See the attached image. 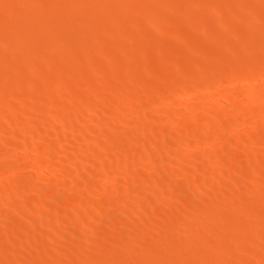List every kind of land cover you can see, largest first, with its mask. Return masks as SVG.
Returning <instances> with one entry per match:
<instances>
[{
  "label": "rangeland",
  "instance_id": "374dc122",
  "mask_svg": "<svg viewBox=\"0 0 264 264\" xmlns=\"http://www.w3.org/2000/svg\"><path fill=\"white\" fill-rule=\"evenodd\" d=\"M16 1V2H15ZM22 1V2H21ZM25 1V2H24ZM37 1V3H36ZM44 1V3H43ZM48 0H0V95H1V98H0V106L3 107L2 109H4V107L6 106V104L9 103V101L12 103L8 104V106H6L7 108H5V112L3 110V116L1 117L0 116V130L2 131H5L4 129L6 128L5 126H7V128H11V124L12 127H15L16 129L20 130L21 131V127L19 125H25V121H26V125H29V122H31L32 125H36L39 126L41 129L46 128V127H50L48 130L51 131H48L47 134H42L41 136H34L32 135H29L24 132L25 134H22V132H19L17 130L14 136L13 132H2L3 133V136L1 135L0 137V164L6 162V159H8V157H15L16 158H21L23 157V159L21 160L23 165H21L22 167L20 168V166L15 170V172H13L12 170H6L5 172H2L0 170V197L3 196V194L6 195L7 191L9 192L7 195L10 194V197L11 199H7L5 201H0V253L2 252V254H0V264H17V257L14 256L16 253H14V249L16 250H20L22 253V256L23 254H26L24 255L25 257H21L22 259L19 261V264H44L43 263V260L41 262L40 260V255L38 256V254H40L42 252V248L43 246H41L40 244L43 243L44 245V248L48 249L52 255V259H51V262L50 264H77V262L79 264H96V262H98L97 264H191L190 262H194V264H264V255H263V252H264V129H257V131H255L254 133V136L253 137H250L247 136V135H241L240 137H233L234 134L240 130L238 128L239 126V123L237 120H232V119H229L227 118L230 114L228 113H236L238 114V111H236L235 109H233L232 107L229 106H219L218 102L216 104V100H211V98H209V94H208V89L210 90V88H208L212 83H216L217 81V84L216 86L220 87V90H225L226 93H228L226 91V89H228L229 91H231L232 87L235 86V84L232 82V79L228 80L229 77L226 79L224 78V76L226 75L227 73V76L232 72L233 74H231V77L232 75L233 76H238L240 78V81L238 79V85H236V90L239 88V89H246L245 87L247 86V84L250 82L251 84L255 83L254 86L260 88L261 91H259V93H261L262 95H264V75H260L258 77V74L257 75H251V74H247L244 72L243 74V70H247V67L248 65L252 64L251 60L252 61H263V62H260V66H262V63L264 64V55H261V53L264 51V40L261 39L262 37V34H263V38H264V29L262 26V28H260V25L264 23V0H118V3H117V0H56L58 2H55V0H50V2H47ZM64 1V2H63ZM151 1V2H150ZM190 1V2H189ZM195 2L193 4V2ZM199 1V2H198ZM213 1V3H212ZM223 1V2H222ZM227 1V2H226ZM234 1V3H233ZM257 1V2H256ZM262 1V3H261ZM15 2V3H14ZM47 4H46V3ZM122 2V3H121ZM147 2V3H146ZM161 2V3H160ZM202 2V3H201ZM204 2V3H203ZM221 2V3H220ZM236 2L238 3L236 6ZM246 2V3H245ZM260 2V4H259ZM5 3V4H4ZM25 3V4H24ZM36 3V4H35ZM54 3V4H52ZM63 3V4H62ZM175 3V4H174ZM185 3V4H184ZM187 3V4H186ZM217 3V4H216ZM233 3V4H231ZM244 3V4H243ZM255 3V4H253ZM18 4V5H17ZM164 4V6H163ZM174 4V5H173ZM224 4V5H223ZM235 4V5H234ZM257 4V5H256ZM23 5V6H22ZM38 5V6H37ZM59 7H58V6ZM88 5V6H87ZM118 5V6H117ZM152 5V6H151ZM158 5V6H156ZM180 5V6H179ZM182 5V6H181ZM184 5H188L187 7H185ZM229 5V7H228ZM19 6V7H18ZM41 6V8H40ZM47 6V7H46ZM56 6V7H55ZM148 6V7H147ZM151 6V7H150ZM226 6V7H225ZM248 6V7H247ZM15 7V8H14ZM38 7V8H36ZM46 7V8H45ZM72 7V8H71ZM108 7V8H107ZM121 7V8H119ZM141 7V8H140ZM147 7V8H146ZM172 7V8H171ZM177 7V8H176ZM190 7V8H189ZM211 7H215L213 9H211ZM222 7V8H221ZM235 7H239L237 8V10L235 9ZM4 8V9H3ZM92 8V9H90ZM99 8V9H98ZM101 8V9H100ZM165 8V9H163ZM184 8H187L186 10ZM227 8V9H226ZM242 8V9H240ZM16 9V10H15ZM41 9V10H40ZM78 9V10H77ZM117 9V10H115ZM222 9V10H221ZM229 9V10H228ZM245 9V10H244ZM250 9H252V12H250ZM257 9V10H256ZM11 10V11H10ZM99 10V11H98ZM148 12V15L147 13L145 12ZM148 10V11H147ZM167 12H166V11ZM170 12H169V11ZM225 10V11H224ZM231 10V11H230ZM240 13H239V11ZM249 10V12H247ZM255 10V12H254ZM4 11V12H3ZM35 11V13H34ZM39 11V12H38ZM69 11V12H68ZM114 11V12H113ZM138 11V12H137ZM184 11V12H183ZM219 11V12H218ZM234 11V12H232ZM238 11V12H236ZM242 11L244 13H242ZM257 11V12H256ZM23 12V13H22ZM30 12V14L28 13ZM80 12V13H78ZM189 12V13H188ZM192 12V13H191ZM202 14H201V13ZM254 12V13H253ZM3 13V14H2ZM17 13V14H16ZM32 13V14H31ZM55 13V14H54ZM62 13V15H60ZM70 13V15H69ZM98 13V14H97ZM160 13V14H159ZM164 16H163V14ZM172 13V15L170 14ZM196 13V14H195ZM210 13V14H209ZM237 13V14H236ZM239 13V14H238ZM250 14H253V16H250ZM21 14V16H19ZM23 14V15H22ZM82 14V15H80ZM100 14V15H99ZM105 14V15H104ZM124 16H123V15ZM169 14V15H168ZM177 14V15H176ZM182 16L183 14V17L180 18V16ZM194 14V15H193ZM198 14V15H197ZM241 14V16H240ZM244 14V15H243ZM11 15V16H10ZM37 15V16H36ZM44 15V17H43ZM47 15V16H46ZM50 15V16H49ZM54 15V17H53ZM161 15V16H160ZM168 15V16H167ZM177 17H176V16ZM188 15V16H186ZM201 15V16H199ZM210 15V16H209ZM234 15V16H232ZM236 15V16H235ZM13 16V18H12ZM33 16V17H32ZM128 16V17H127ZM143 16V17H142ZM148 16H149V21H147L148 19ZM173 16V17H172ZM179 16V18H178ZM189 16H192V17H189ZM195 16V17H193ZM205 16V17H204ZM209 16V18H208ZM232 16V17H231ZM258 16V17H257ZM5 17V18H4ZM53 19H51V18ZM133 17V18H132ZM164 17V19H162ZM186 17V18H184ZM188 17V18H187ZM200 17V19H199ZM212 17V18H211ZM240 17V18H239ZM250 17H253V18H250ZM260 17V18H259ZM46 18V19H44ZM50 18V19H49ZM74 18V19H73ZM107 18V19H106ZM120 18V19H118ZM130 18V19H129ZM138 18V19H137ZM175 18V19H174ZM184 18V19H183ZM235 18V19H234ZM239 18V19H238ZM250 18V19H249ZM5 19V21H4ZM18 19V20H17ZM21 19V21H20ZM31 19V20H30ZM142 19V20H141ZM147 19V20H146ZM192 19V20H191ZM199 19V21H198ZM213 19V21H212ZM259 19V20H258ZM24 20V22H23ZM50 20V21H49ZM91 20V21H90ZM97 20V21H96ZM170 20V21H169ZM173 20V21H172ZM187 20V22H185ZM217 20V21H216ZM235 20V21H233ZM248 21L249 24L246 25V23L244 21ZM249 20L253 21V22H256L258 23V26L255 27V24L256 23H252L251 21L249 22ZM14 21H15V24H14ZM77 21V22H76ZM162 21V22H161ZM178 21V22H177ZM192 21V22H191ZM201 21V23H200ZM202 21H205L206 24H202L203 22ZM210 21V22H209ZM214 21H216V25H218L217 27H215L216 25H214ZM238 23H241L243 24V27L241 24L237 25V22ZM124 22V23H123ZM133 22V23H132ZM195 22V23H194ZM219 22H221L219 24ZM235 22H236V25H235ZM262 22V23H261ZM35 23V24H34ZM50 23V24H49ZM141 23V24H140ZM151 23V24H150ZM159 23V24H158ZM169 23V24H168ZM173 23V24H172ZM182 23H185V27H184V24ZM193 23H194V26L193 27ZM196 23H199L198 27L196 26ZM218 23V24H217ZM251 23V24H250ZM10 24V25H9ZM22 24V25H21ZM119 24V26H118ZM140 24V26H139ZM173 26H172V25ZM178 24V25H177ZM186 24L187 27L186 28ZM202 24V25H201ZM223 24V26H222ZM231 24V25H230ZM254 24L251 28V25ZM39 25V26H38ZM98 25V26H97ZM135 25V26H134ZM146 25V26H145ZM153 25V26H152ZM180 25V26H179ZM201 25V26H200ZM209 25V26H208ZM245 25V26H244ZM37 26V27H36ZM103 26V27H101ZM161 26V28L159 27ZM168 26L172 27V29H170V27L168 28ZM221 26V27H220ZM225 26V27H224ZM230 26V27H229ZM241 26V27H239ZM250 26V27H249ZM3 27V28H2ZM7 27V29H6ZM33 27V28H32ZM41 27V28H40ZM79 27V28H78ZM159 27V28H157ZM167 27V28H166ZM176 27V28H175ZM193 27V28H191ZM197 27V28H196ZM220 27V28H219ZM227 27V28H226ZM251 29H249V28ZM253 27L254 29L256 30H253ZM2 28V29H1ZM17 28V29H16ZM28 28V29H26ZM50 28V29H49ZM99 28V29H98ZM150 28V29H149ZM182 28V29H181ZM191 28V29H190ZM201 28V29H200ZM224 28V29H223ZM230 28V29H228ZM13 29V30H12ZM37 29V30H36ZM48 29V30H47ZM103 29L105 31H103ZM114 29V30H113ZM128 29V30H127ZM137 29V30H136ZM144 29V30H143ZM156 29V30H155ZM163 29V30H162ZM177 29V30H176ZM180 31H179V30ZM190 29V31H189ZM193 29V30H192ZM204 29V30H203ZM220 29V31H219ZM221 29L223 30L221 32ZM226 29V30H225ZM228 29V30H227ZM240 29V31H239ZM248 29V30H246ZM259 29V30H258ZM262 29V30H260ZM12 30V32H11ZM17 30V31H16ZM25 30V31H24ZM39 30V32H38ZM41 30V31H40ZM93 30V31H91ZM120 30V31H119ZM181 30H185V31H181ZM187 30L189 32H187ZM197 30V32H196ZM203 32L201 34V32ZM224 30L227 31L224 33ZM230 30V31H229ZM238 32H237V31ZM251 30V31H250ZM5 31V32H4ZM30 31V32H29ZM64 31V32H63ZM144 31V32H143ZM164 31V32H163ZM165 31H167L165 33ZM176 31V32H174ZM205 31V32H204ZM207 31V32H206ZM212 31V32H211ZM219 31V32H218ZM229 31V32H228ZM242 31H245V32H242ZM256 32L255 34L258 33L259 31V35L257 34V36H255V34L253 36H251L249 41L252 40L251 44L250 42H248V38H247V34H250V32ZM261 31V32H260ZM263 31V32H262ZM11 32V34H10ZM42 32V33H41ZM98 32V33H97ZM101 32V33H100ZM153 32H155L153 34ZM195 32V33H193ZM222 34H221V33ZM232 32V33H230ZM235 32V33H233ZM237 32V33H236ZM249 32V33H248ZM252 32V33H253ZM9 35H8V34ZM33 33V34H32ZM92 33V34H91ZM100 33V34H99ZM122 33V34H121ZM179 33V34H178ZM183 33V34H182ZM192 33V34H191ZM201 34V35H207L205 38L204 36H198V34ZM220 33V34H219ZM244 33V34H243ZM262 33V34H260ZM15 34V35H14ZM47 34V35H46ZM51 34V35H50ZM144 34V35H143ZM156 34V35H155ZM176 34V35H175ZM181 34V36H179ZM191 34V35H190ZM219 34V35H217ZM223 34L225 35H233L231 38H229L228 36H223ZM236 36H235V35ZM41 35V36H40ZM78 35V36H77ZM94 35V36H93ZM104 35V36H103ZM141 35V36H140ZM158 35V37H157ZM210 35V36H209ZM240 35V36H239ZM251 35V34H250ZM20 36V37H19ZM36 38H35V37ZM47 36V37H46ZM60 36V37H59ZM85 36V37H84ZM108 36V37H107ZM129 36V37H128ZM168 36V37H167ZM174 36V37H173ZM195 36H198V37H195ZM221 36V37H220ZM239 37V41L240 42H244L245 39L247 40V42L243 43V45L245 44V49L248 51H244V47L242 45V43H239L238 40H235L236 38ZM245 39H244V37ZM2 37V38H1ZM6 37V38H5ZM27 37V38H26ZM46 37V38H45ZM82 37V38H81ZM113 37V38H112ZM121 37V38H120ZM135 37V38H134ZM150 37V38H149ZM154 37V38H153ZM166 37V38H165ZM185 37V39H184ZM188 37L189 40H188ZM202 37V39L200 38ZM217 37L221 38V40H224V37H226V41H227V46L230 48H225L223 47L224 45H221V47H223L226 51H231L230 53L227 52L225 53L226 51L222 49H220L218 47V51L216 52L215 50V47L217 46L216 43H218L219 40H217ZM254 37H255V40L257 39L256 37H259V41L256 40V43H255V40H254ZM4 38V39H3ZM20 38V39H19ZM29 38V39H28ZM97 38V40H96ZM104 38V39H103ZM126 38V39H125ZM163 41H162V39ZM168 38H172L175 39L174 40V43H177V44H174L173 41L169 40ZM200 38V39H199ZM203 38H204V44H203ZM205 40V39H207ZM209 38H215L216 40L213 39L215 45H214V48H213V45L209 42H211V39ZM218 38V39H219ZM235 38V39H233ZM243 38V39H242ZM18 39V41H17ZM26 39V40H25ZM41 39V40H40ZM71 39V40H70ZM82 39V40H81ZM93 39L95 41H93ZM131 39V40H130ZM138 39V40H137ZM147 39V40H145ZM161 39V40H160ZM182 40V44L181 42H179V40ZM199 39V40H198ZM233 39V40H232ZM3 40H6V41H3ZM64 40V41H62ZM92 40V41H91ZM120 40H121V43H120ZM123 40V41H122ZM135 40V41H134ZM165 40V41H164ZM178 40V41H176ZM188 42H186V41ZM202 40V42H201ZM220 40V42H222ZM223 41V42H226V41ZM230 40V41H229ZM260 40H262V42H260ZM16 41V42H15ZM21 41V42H20ZM33 41V42H31ZM130 41V42H129ZM139 41V42H138ZM159 41V42H157ZM161 41V42H160ZM194 41V42H193ZM205 41H207L205 43ZM212 41V42H213ZM234 41V42H232ZM236 41V42H235ZM8 42V43H7ZM29 42V43H28ZM109 42V43H108ZM163 42V43H162ZM167 43V44H164V43ZM172 42V43H171ZM180 44H179V43ZM199 42V43H198ZM259 42V44H262L261 46H255L257 43ZM5 43V44H4ZM18 43V45L16 44ZM24 43V44H23ZM27 43V44H26ZM79 43V44H78ZM91 43V44H90ZM116 43V44H115ZM124 43V44H123ZM148 44V47L146 46ZM158 43L160 46H158ZM170 43V45H169ZM191 43V44H190ZM213 43V44H214ZM240 44L241 47L238 46V44ZM255 43V44H254ZM7 44V45H6ZM10 44V45H9ZM14 44V45H13ZM37 44V45H36ZM90 44V45H88ZM95 44V45H94ZM164 44V45H163ZM187 44L189 46H187ZM200 44V45H199ZM209 44V45H208ZM225 44V43H224ZM236 44V45H234ZM2 45V46H1ZM13 45V46H12ZM47 45V46H46ZM150 45V47H149ZM169 45V46H167ZM172 45V46H171ZM176 45V47H174ZM203 45V46H202ZM212 45V48L211 46ZM15 46V47H14ZM18 46V47H17ZM69 46V47H68ZM88 46V47H87ZM133 46V47H132ZM135 46V47H134ZM188 47V50L189 52L186 50L185 51V47ZM198 48H197V47ZM218 46H219V43H218ZM226 46V45H225ZM237 46V47H236ZM6 47V48H5ZM23 47V48H22ZM31 47V48H30ZM33 47V48H32ZM129 47V48H128ZM145 47V48H144ZM159 47V49H157ZM190 47V48H189ZM192 47V48H191ZM195 47V48H194ZM250 47V48H249ZM258 47L260 48V51L261 52L260 54H258ZM22 50H21V49ZM44 48V49H43ZM85 48L84 50H81ZM90 48V49H89ZM126 48V50H124ZM128 48V49H127ZM131 48V49H130ZM152 48V49H151ZM170 48V49H169ZM180 48V49H179ZM194 48V49H193ZM200 48V50H199ZM243 50H242V49ZM263 48V49H262ZM67 49V50H66ZM144 49V50H142ZM159 50L161 51L160 53H157L156 50ZM162 49V50H161ZM180 52H179V50ZM195 50L194 52H191L190 51ZM198 49V50H196ZM204 49V50H203ZM206 49V50H205ZM236 49V50H235ZM252 51H251V50ZM258 49V50H257ZM9 50V51H8ZM13 50V52L11 51ZM30 50V51H28ZM63 50V51H62ZM86 50V52H85ZM91 50V51H90ZM104 50V51H103ZM120 50V51H119ZM184 50V51H183ZM234 50V51H233ZM242 50V52H241ZM256 50V51H255ZM81 51V52H80ZM129 51V52H128ZM144 51V52H143ZM151 51V52H150ZM158 51V52H159ZM174 51V52H173ZM215 51V52H214ZM223 51V53L221 52ZM238 53H237V52ZM244 51V52H243ZM249 55L251 56H247V54L249 53ZM64 52V53H63ZM83 52V53H82ZM96 52V53H95ZM102 52V53H101ZM121 52V53H120ZM124 52V53H123ZM138 54H137V53ZM141 52V53H139ZM167 54H166V53ZM195 52H198V54L196 55L195 54V58H190V57H193V54ZM203 52V53H202ZM210 52V53H209ZM221 52V53H220ZM257 54H256V53ZM15 53V54H14ZM22 53V54H21ZM29 53V54H28ZM59 53H63V54H59ZM88 53V54H87ZM112 53V54H111ZM132 53V54H131ZM145 53V54H144ZM147 53V55H146ZM157 53V54H156ZM163 53V54H162ZM184 53V54H183ZM189 53L190 56H188L187 54ZM218 53V54H216ZM237 53V55H235L232 59L237 62L233 64L232 66V63H233V60H231V55H229L230 59H227L229 58L228 55L226 56V54H235ZM242 53V54H241ZM244 53V55H243ZM246 53V54H245ZM25 54V55H24ZM59 54V55H58ZM100 54V55H99ZM105 54V55H104ZM124 54V55H122ZM127 54V55H126ZM142 54V55H141ZM179 54V55H178ZM182 54L184 55L182 57ZM203 54V55H202ZM206 54V55H205ZM222 54V55H220ZM264 54V53H262ZM15 55V57H14ZM34 55V56H33ZM53 55V56H52ZM62 55V56H61ZM87 57H86V56ZM117 55V56H116ZM153 58H151L150 57ZM158 58H156L157 56ZM170 55V56H169ZM173 57H172V56ZM177 55V56H176ZM200 56V57H197V56ZM212 55V56H211ZM239 55V56H238ZM30 56V57H28ZM121 56V57H120ZM185 56H188L187 58ZM204 56V57H203ZM214 56V57H213ZM243 56V57H241ZM245 56V57H244ZM42 57V58H40ZM60 57V58H58ZM65 57V58H64ZM99 57V58H98ZM106 57V58H105ZM126 57V58H125ZM128 57V58H127ZM135 57V58H134ZM139 57V58H138ZM143 57V58H142ZM162 57V58H161ZM185 57V60L184 59H181ZM202 57V59H201ZM217 57V58H216ZM225 57H227L226 59H224ZM250 57V58H249ZM257 57V58H256ZM263 57V58H262ZM27 58V59H26ZM32 58V59H30ZM63 59L60 60V59ZM83 58V59H82ZM86 58V60L84 59ZM89 58V59H88ZM111 60H110V59ZM115 58V59H114ZM122 60H121V59ZM132 58V59H131ZM170 58V60H169ZM176 58V59H175ZM192 60V62L196 61L193 65L190 64V59ZM212 58V59H211ZM216 58L217 61L214 59ZM238 58V59H237ZM247 58V59H246ZM254 58V59H253ZM22 59V60H21ZM24 59H26V62L24 61ZM41 59V60H40ZM94 59V60H93ZM106 61H105V60ZM130 59V60H128ZM137 61H136V60ZM140 59V60H139ZM147 60V64L146 63V60ZM151 59V60H150ZM157 59V60H155ZM165 59V61H164ZM175 59V61H174ZM178 59V60H177ZM186 59H188V63H186ZM205 59H207L206 61L209 62L208 64H206L207 62L205 61ZM215 60L213 61V64H212V60ZM219 59L221 60V62L219 61ZM250 59V60H249ZM19 60V61H18ZM28 60V61H27ZM31 60V61H30ZM43 60V62L41 63V61ZM68 60V61H67ZM76 60V61H75ZM90 62L88 63L87 62ZM161 60V61H160ZM184 60V61H183ZM223 60V61H222ZM230 60V61H229ZM237 60V61H236ZM239 60L241 62H243V64H239ZM249 61L246 62L245 61ZM5 61V62H4ZM10 61V63H9ZM22 61V62H21ZM33 61V62H32ZM37 61V62H36ZM75 61V62H74ZM81 61V62H80ZM95 61V62H94ZM104 61V62H103ZM157 61V62H156ZM177 61H178V64H177ZM181 61V62H180ZM231 64L229 65H224L226 62ZM36 62V63H35ZM47 62V63H46ZM127 62V63H126ZM136 62V63H134ZM140 62L142 65H140ZM160 62V66L158 65ZM164 62V63H163ZM171 62V66L167 63ZM175 62L173 65L172 63ZM216 62V64L214 63ZM219 62V63H218ZM240 62V63H241ZM15 63V64H13ZM21 63V64H20ZM25 63V64H24ZM33 63V64H32ZM70 63V64H69ZM75 63V64H74ZM87 63H88V66H91V67H88L87 66ZM126 63V64H125ZM138 63V64H137ZM144 63V64H143ZM146 63V65H145ZM163 63V64H162ZM185 63V64H184ZM218 63V64H217ZM223 65H222V64ZM36 64V65H35ZM47 64V68H45ZM69 64V65H68ZM79 64V66H77ZM99 64V65H98ZM117 66V69L115 67V65ZM122 66H121V65ZM156 64V65H155ZM168 65V66H165ZM182 64V65H181ZM186 64H187V67H186ZM198 66H197V65ZM202 64V65H200ZM212 64V65H211ZM220 67H218L217 65H220ZM236 64H239L240 68L241 66H244L242 67L241 69L242 70V73H240L239 70L240 68H236ZM11 65V66H10ZM17 65V66H16ZM26 65V66H25ZM58 65V66H57ZM65 65V66H64ZM73 65V66H72ZM110 66V69L108 68ZM127 65H129V68H127ZM133 65V66H132ZM154 65V66H153ZM192 65V66H191ZM215 65V66H213ZM235 65V66H234ZM253 65H255V67H257L256 65L259 66V64H256V62H254L252 64V67ZM22 66V67H21ZM34 66V67H33ZM50 66V68H49ZM71 66V68H69ZM85 66V67H84ZM93 66V67H92ZM112 66V67H111ZM132 66V67H131ZM143 66H144V71H143ZM156 66V68H155ZM162 66V67H161ZM201 66V67H199ZM217 66V68H216ZM228 66H231L230 68ZM247 66V67H246ZM248 67L250 69H252V67ZM14 67V68H13ZM28 67V68H27ZM75 67V68H73ZM83 67V68H82ZM88 67V68H87ZM134 67V68H133ZM165 67V68H164ZM193 67V69H192ZM205 69H204V68ZM228 67V68H227ZM33 68V69H32ZM80 68V69H79ZM95 71H93L92 69ZM95 68V69H94ZM120 68V70H119ZM127 68V69H126ZM139 68V69H138ZM161 70H160V69ZM198 68H201V70L203 71V73H205L204 77L208 80L209 83H211L209 86H207V89L206 87H204L203 89L202 88H197V86L194 87L193 84H188L192 81L193 77L191 76H197L199 77L200 74L197 72V70L199 71L200 69ZM208 68V69H207ZM213 68V69H212ZM220 68V69H219ZM233 68H236V70L238 69L237 73L238 75H236L235 73V69L234 71H232L231 69ZM254 68V67H253ZM10 69V70H9ZM15 69H16V72H15ZM18 69V70H17ZM25 69V70H24ZM39 69V70H38ZM42 69V70H40ZM44 69V70H43ZM72 69V71H71ZM87 69V70H86ZM109 69V70H108ZM114 72H113V70ZM128 69L130 70V72L128 71ZM163 69H165L164 71H166L164 73V71H162ZM167 69V70H166ZM169 69V71H168ZM188 69V71H187ZM197 69V70H195ZM216 69V70H215ZM228 69V70H226ZM230 69V71H229ZM13 70V71H12ZM24 70V71H23ZM30 70L33 72V75H32V72L31 74H29ZM35 70V71H34ZM38 70V71H37ZM89 70V71H88ZM100 70V71H99ZM102 70V71H101ZM117 70V71H116ZM127 70V71H126ZM148 70L150 72H152L154 75H157L155 76L154 78H157V79H152L153 78V74L148 72ZM153 70V71H152ZM174 71V72H171ZM200 70V71H201ZM206 72H205V71ZM217 70H220V71H217ZM19 71V72H18ZM23 71V72H22ZM42 71V72H41ZM50 71V72H49ZM56 71V72H54ZM71 71V72H70ZM77 71V72H76ZM98 71V72H97ZM105 71V73L103 72ZM124 71V72H123ZM137 75L135 74L136 72ZM145 71H147L148 75L150 74L149 78L147 77V75H145ZM160 71V72H159ZM187 71V72H186ZM194 71V72H193ZM199 71V72H200ZM209 71V72H208ZM212 71V72H210ZM217 71V72H215ZM228 71H229V74H228ZM15 72V73H14ZM44 72V73H43ZM76 72V73H75ZM79 72V73H78ZM100 72V73H99ZM119 72V73H118ZM133 72V73H132ZM162 72V73H161ZM175 72L177 73H181L183 72V75L181 73V75L179 76L178 73L175 74ZM222 72V73H221ZM226 72V73H225ZM5 73V74H3ZM18 73V74H17ZM21 73V74H20ZM43 73V74H42ZM50 73V74H49ZM65 73L66 75L68 76H65ZM89 73V75H88ZM110 74L107 75V74ZM114 73V74H113ZM116 73V74H115ZM128 73V75H127ZM131 73V74H130ZM146 73V74H147ZM161 73V74H160ZM188 74V76L186 77L185 74ZM197 73V74H196ZM213 73V74H212ZM217 73L219 76H217ZM224 73V75H223ZM39 74V75H38ZM55 74V75H54ZM79 74V75H78ZM95 74V75H94ZM102 74V75H101ZM126 74V75H125ZM130 74V75H129ZM133 74V75H132ZM191 74V76H189ZM193 74V75H192ZM199 74V75H198ZM212 74V76H211ZM241 74V75H240ZM242 74L244 75V77H242ZM247 74V75H246ZM16 75V76H15ZM43 76V77H40ZM45 75V76H44ZM57 75V77H56ZM78 75V76H77ZM92 75V76H91ZM106 75V76H105ZM113 75V76H112ZM125 75V76H124ZM159 75V76H158ZM165 75V76H164ZM185 75V77H184ZM216 75V76H215ZM223 75V78L224 80H228L227 82L226 81H223L224 83H218V81H221L223 80V78L221 77ZM240 75V76H239ZM246 75V76H245ZM2 76H5V77H2ZM7 76V77H6ZM23 76V78H21ZM27 76V77H25ZM60 76V77H58ZM121 76V78H120ZM131 76V78H129ZM133 76V77H132ZM138 76V77H137ZM175 78H174V77ZM194 76V77H195ZM38 77V78H37ZM45 77V80L43 79ZM50 77L52 79H50ZM73 77V78H72ZM75 77V78H74ZM83 77V78H82ZM128 77V78H127ZM160 77V78H158ZM166 80H164L165 78ZM169 77V78H168ZM182 77L186 78V79H189V80H186L188 81V83L186 82V84L184 83L183 85L181 84L182 83ZM209 77V78H208ZM210 77H213L215 79L216 78H220L221 79L219 80H216L214 81L212 78ZM247 77H250V81L249 80H245ZM255 77V78H254ZM11 78V79H10ZM17 80H15V79ZM38 80H37V79ZM94 78H95V81H97V83L94 81ZM97 78V79H96ZM100 78V80H98ZM105 80H103V79ZM127 78V79H126ZM137 79V81H135V79ZM163 81H162V79ZM168 78V79H167ZM174 78V79H173ZM181 80H180V79ZM192 78V79H191ZM245 78V79H244ZM2 79V80H1ZM7 79V80H6ZM21 79V80H20ZM28 79V81H27ZM50 79V80H49ZM55 79V80H54ZM60 79V81H59ZM64 79V80H62ZM75 79V80H73ZM141 79V83L140 84H137L139 83V80ZM149 79V80H148ZM160 79V83L159 80ZM171 79V81H169ZM212 79V80H211ZM248 79V78H247ZM25 82H24V81ZM48 80V81H47ZM67 80V81H66ZM70 80V81H69ZM73 80V81H72ZM80 80V81H79ZM110 80V81H107ZM126 80V81H125ZM132 80L134 83V86L133 88H135V91L134 92H138L137 95H139L140 97H143V102H145L146 100L144 98H148L150 103H149V107H144L142 105L139 106V104H136L135 106V103L132 102L133 104H130L129 105V102L128 105H126L128 108L130 107V109L134 108L135 107V110L137 112H139L142 116V118H139V120H135V122H131V121H127V122H118L116 123L114 126H111L110 123H112V119L114 118V115L113 114H116L117 113V110L118 109V104H119V101L120 100L118 96H121V92L122 90L126 89V85L127 86H130V83ZM146 80V81H144ZM184 80V79H183ZM211 80V82H210ZM12 81H15L16 85L13 84L14 82ZM18 81H19V84H18ZM31 81V84H29ZM57 81V82H56ZM75 81V82H74ZM78 81V82H77ZM99 81V82H98ZM130 81V82H128ZM143 81L145 83H143ZM148 81V82H147ZM151 81V82H150ZM164 83L162 85V83ZM165 81V82H164ZM174 81H177V83H180L177 85L176 82ZM28 82V83H27ZM48 82V83H47ZM51 82V84H50ZM63 82V84H61ZM65 82V83H64ZM77 82V83H76ZM89 82V83H88ZM92 82V83H91ZM102 82V83H101ZM115 82V83H114ZM124 82V83H123ZM137 82V83H136ZM166 82L168 84H166ZM193 82V81H192ZM191 82V83H192ZM232 82V83H230ZM240 82V83H239ZM242 82V83H241ZM261 82V83H259ZM10 83V84H9ZM24 83V84H23ZM38 83V84H37ZM57 83H60V84H57ZM73 83H76V84H73ZM88 83V84H87ZM102 85H101V84ZM143 84H145L148 88L149 87H152L153 90H151L150 88L148 89V91H151L150 93L146 92V93H143ZM148 83V84H146ZM149 83L151 84V86H149ZM173 83H175L174 85H172ZM214 83V84H215ZM228 83V84H227ZM230 83V84H229ZM260 85H258V84ZM18 84V85H17ZM47 86H46V85ZM56 84V85H55ZM66 84V85H65ZM79 84H81L79 86ZM82 84H84L82 86ZM115 84V85H114ZM118 84V85H117ZM154 84V85H153ZM20 85V86H19ZM30 88H28V86ZM36 85V87H35ZM51 85V86H50ZM89 86V87H85V86ZM91 85V86H90ZM93 85V86H92ZM110 85V86H108ZM113 85V87H111ZM124 85V86H123ZM140 85H142L140 87ZM144 85V86H145ZM156 85V86H155ZM176 85V86H175ZM222 85V86H221ZM223 85H225L223 87ZM234 85V86H233ZM246 85V86H244ZM263 85V86H262ZM2 86V87H1ZM19 86V87H18ZM23 86V87H22ZM27 86V87H26ZM67 86V87H65ZM77 86L80 88H77ZM104 87V86H107L105 87L104 89L101 88ZM118 86V87H116ZM120 86V87H119ZM158 88L156 90H154L155 88ZM158 86V87H157ZM172 86V87H171ZM175 86V87H174ZM185 86V87H184ZM242 86V87H241ZM15 87V88H14ZM45 87L46 89V92H45V89L43 88ZM57 87V88H56ZM64 87V88H62ZM73 87V89H72ZM92 87V88H91ZM113 88L112 92L109 91L110 89H107V88ZM115 87V88H114ZM125 87V88H123ZM182 87V88H181ZM184 87V88H183ZM198 87H201V86H198ZM217 87V89H219ZM8 89V91H6L5 89ZM37 89V90H34V89ZM43 88V89H42ZM48 88V89H47ZM59 88V89H58ZM117 88V89H116ZM224 88V89H223ZM16 89V90H15ZM18 89V90H17ZM22 92V94L20 93V91ZM25 89V90H24ZM28 89V90H27ZM32 89V90H30ZM41 89V90H40ZM63 89V90H62ZM67 89V90H66ZM198 89V90H196ZM238 89V90H239ZM10 90L12 91V93L10 92ZM30 90V91H29ZM55 90V91H54ZM59 90V91H58ZM66 90V91H65ZM69 90V91H68ZM72 92H71V91ZM93 90V92H92ZM99 90V91H97ZM105 92H104V91ZM118 90L119 92L115 93L116 91ZM138 90V91H137ZM161 90V91H160ZM174 90V91H173ZM193 90H196L195 92ZM3 91V92H2ZM5 91V92H4ZM32 91V92H31ZM68 91V92H67ZM82 91V92H81ZM87 91V92H86ZM91 91V92H90ZM102 91V92H101ZM115 91V92H114ZM155 91H159L158 94H156ZM164 91H167V92H164ZM199 91V94L198 95H203L205 94V96L203 95V99H205V101L209 104V105H205L203 104L205 101L202 102V99H201V96H198L197 97V93ZM201 91V92H200ZM64 92H66L64 95ZM95 92V93H94ZM111 92V93H110ZM114 92V93H113ZM154 92V93H152ZM161 92V94H160ZM174 92V93H173ZM181 92V93H180ZM189 92V93H188ZM192 95H190L191 93ZM224 92V93H225ZM2 93V94H1ZM11 93V95H13L14 98H12L11 96H9L8 94ZM16 94L14 96V94ZM37 93V95H36ZM40 93V94H39ZM43 93V94H42ZM79 93V94H78ZM87 93V97H86V94ZM97 93V94H96ZM100 93V94H98ZM105 93V94H104ZM170 93H173V94H170ZM186 93H188V96L189 98H191L190 96H192V98L194 97V99H189L186 95ZM196 93V94H194ZM202 93V94H201ZM207 93V94H206ZM8 97H6L7 95ZM49 96H48V95ZM72 94V95H71ZM92 94H96V95H101L103 96V98L106 100L104 104V102L101 103L100 107L98 110V112H87V105L90 106L91 104L90 103H94L95 99L96 98H93L95 96H93ZM107 97V99L104 97ZM116 94V95H115ZM148 94V95H147ZM179 94V95H178ZM181 94V95H180ZM186 94V95H185ZM3 95V96H2ZM30 95V96H29ZM34 95V96H33ZM47 95V96H46ZM53 95V96H52ZM67 96V97H64V96ZM76 95V97L73 99V97ZM113 95V96H111ZM142 95V96H141ZM152 95V96H151ZM155 95V96H154ZM164 95V96H163ZM178 95V96H176ZM260 95V96H262ZM22 96V97H21ZM56 96V97H55ZM61 96V97H60ZM70 96V97H69ZM146 96V97H145ZM154 96V97H153ZM173 96V98H171ZM183 96V97H182ZM187 97L189 100L186 99L185 101V97ZM207 96V97H206ZM4 97V101H2ZM18 97V98H17ZM91 97V98H90ZM117 97V98H115ZM152 97V98H151ZM169 97V98H168ZM177 97V98H176ZM179 97V98H178ZM12 100H11V99ZM29 98V100H28ZM37 98H42V99H39L38 100V103H36V100ZM50 98V99H49ZM56 98H57V101H56ZM60 98L62 99L60 101ZM67 98H69V101H67ZM87 98V99H86ZM154 98V99H153ZM161 98V99H159ZM164 100H163V99ZM200 98V99H199ZM7 99V100H6ZM9 99V101H8ZM22 99V101H21ZM31 99V100H30ZM44 99V100H43ZM71 99V100H70ZM80 99V101L78 100ZM90 99H91V102H90ZM109 99V100H108ZM147 99V100H148ZM169 99V102L168 100ZM171 99V100H170ZM221 99V98H219ZM217 99V101L219 100ZM260 99H262L260 97ZM20 102H19V101ZM43 100V101H42ZM50 100V101H49ZM163 100V101H162ZM182 100V101H181ZM200 100V101H199ZM224 100V97H222V101ZM2 101V102H1ZM18 101V103H17ZM32 101V102H31ZM46 101V102H45ZM55 103V104H52L51 103ZM72 101V102H71ZM75 101V102H74ZM165 101H167L165 103ZM212 101V102H211ZM258 101V100H257ZM255 102L258 106L262 103V101L260 102ZM6 102V103H5ZM23 102H24V105H23ZM42 102V103H40ZM60 102V104H59ZM65 102V103H64ZM74 102V103H73ZM82 102V103H80ZM110 102V103H109ZM164 102V103H163ZM174 102V103H173ZM202 102V103H201ZM205 102V103H206ZM214 102V103H213ZM4 105H3V104ZM19 103H22L21 105H19ZM34 103V104H33ZM79 106V111L76 112V114L74 113V111H71V110H75V108H77ZM87 103V104H86ZM125 103V104H127ZM131 103V102H130ZM151 103L153 105H151ZM250 103V102H249ZM254 103V104H255ZM15 104V106H14ZM25 104L28 105V107L25 106ZM37 107H36V105ZM48 104V106L46 107V105ZM58 104V105H56ZM64 104V106H63ZM71 104V106H70ZM107 104H108V107H107ZM114 104V105H113ZM202 104H203V107H202ZM220 104V103H219ZM10 105V106H9ZM12 105V106H11ZM32 105V110H31V106ZM51 105V107H50ZM56 105V106H54ZM77 107H76V106ZM84 107L82 108L81 106ZM151 105V106H150ZM168 105V106H166ZM201 105V106H200ZM219 106V114L224 118L225 117V125H226V122H229L230 125L228 126V124L226 125L225 128L222 129V126L220 127V130L219 131H222L223 132H228V127H229V131L231 130L232 128V131L233 132H228V135H229V139H221V141H218L216 140V142H214L215 146L216 147H213L211 148V145L209 143H206L203 148L200 147L199 148H196V147H188L187 150L189 152H187L189 155H191L192 157L188 158V159H185V160H173L171 156V154H169L168 152L171 150L170 148L173 147V149L176 147V145H174L175 143H172L170 141L166 142V144L164 146V152L162 153V156L157 159V160H153V159H146V157H144L146 155V149L148 150V148L150 147V144H148V140L146 138L145 142L142 143L140 142L139 140L141 139H145L143 134H140L139 135V129H140V126L141 124H144V120H143V111L149 113V116H155L156 118V121L158 122H155V127L157 128V130H162L164 131L163 129H165V131H170L171 129L174 131L173 128H175L176 130L177 129H180L183 125H188L190 122L189 120L192 122L191 120V117L188 118L187 115H191L192 116V113L190 114V110L192 109V111H195V114L193 113V115H197L199 116H202V118H204L205 116L207 117V115H209V113H206V112H209V110H212V109H209V108H213L212 106ZM21 106H25L24 107H21ZM29 106H30V109H29ZM71 108H69V107ZM74 106V107H73ZM111 106V107H110ZM142 106V107H141ZM0 107V108H1ZM10 107V108H9ZM17 108V110H15V108ZM40 107L39 109L41 111H39L37 108ZM87 107V108H86ZM154 110H152V108ZM225 107H227V109H225ZM9 108V109H8ZM45 109V111L43 109ZM61 108L59 111L57 109ZM62 108L67 111L68 113L64 112V111H61ZM70 110H69V109ZM117 108V109H116ZM144 108V109H143ZM149 108V109H148ZM151 108V109H150ZM203 108V109H202ZM205 108V109H204ZM8 109V110H7ZM29 111H28V110ZM35 109V111L33 110ZM54 109V110H52ZM76 109V111L78 110ZM83 109V110H82ZM209 109V110H207ZM1 110V109H0ZM6 110L8 111V113H6ZM10 110V111H9ZM13 110V111H12ZM21 110V112H20ZM82 110V111H81ZM165 110V111H164ZM201 110V111H200ZM205 110V111H203ZM223 110H226V113L225 111L222 112ZM15 111V113H13ZM38 113H37V112ZM44 111V112H43ZM51 111L53 113H51ZM58 112L57 114H55L56 112ZM61 111V113H60ZM151 111V112H150ZM155 111V113L153 114V112ZM157 111V112H156ZM170 111V112H169ZM228 111V112H227ZM29 112V113H28ZM43 112V114H42ZM70 112V113H69ZM81 112V113H79ZM162 112H166L167 115L169 114V116L172 117V119H174V121H176L177 119L180 120V125H177V123L174 124L171 122L173 120H171V117H167L168 119H170L171 121H169L168 119H166V121H164L165 116V113L162 114ZM181 112V113H180ZM200 112V113H199ZM10 113V114H9ZM19 113V114H18ZM74 116H73V114ZM83 113H84V116H83ZM89 113V115H85ZM91 113V114H90ZM178 113V114H177ZM188 113V114H187ZM199 113V114H198ZM207 115H206V114ZM225 113V114H224ZM26 114V115H25ZM28 114V115H27ZM34 114V115H33ZM46 114V115H45ZM55 114V115H54ZM60 114V115H59ZM61 114H64V115H61ZM160 114V115H159ZM177 114V116L175 115ZM204 114V115H203ZM223 114V115H222ZM228 116L226 117L225 115ZM12 115V116H11ZM32 115V116H31ZM76 115V116H75ZM185 115V116H184ZM9 116V117H7ZM29 116V117H28ZM57 116H59L57 118ZM87 116V117H86ZM176 120H175V118ZM182 116L184 119H181ZM6 117V118H4ZM21 117V118H19ZM79 119H78V118ZM162 117V118H161ZM180 117V118H179ZM5 120H4V119ZM55 118V119H54ZM82 118V119H81ZM93 120H92V119ZM159 118V119H158ZM161 118V119H160ZM19 119V120H17ZM35 119V120H34ZM50 119V120H49ZM54 119V120H53ZM85 119V120H84ZM89 119V120H88ZM10 120V121H9ZM15 120V122H14ZM22 120V121H21ZM25 120V121H24ZM45 120V121H44ZM52 120V121H51ZM58 121V122H55ZM61 120V121H60ZM83 120V121H82ZM182 120V121H181ZM40 121V122H39ZM94 121L101 123V130L100 132L96 133V134H93L91 132V128H92V125H94ZM184 121V122H183ZM264 121V120H262ZM261 120L257 122V120H255V122H253V125L252 127H256L257 124L258 125H262L263 122ZM17 122V123H16ZM34 122V124H33ZM42 122V123H41ZM45 122V123H44ZM48 122V123H46ZM87 124L86 128L83 129V131L85 130L86 132V136L82 133V131L79 130V128L81 126H83L84 124ZM186 122V123H185ZM237 122V123H236ZM22 123V124H20ZM52 123V124H51ZM135 123V124H134ZM179 123V122H178ZM233 123V124H232ZM235 123V124H234ZM255 123V124H254ZM17 126H16V125ZM41 124H45L44 126H42ZM107 125V127L105 125ZM35 125V126H36ZM52 125V126H51ZM56 126L55 127V131H54V127L53 126ZM67 125V127H66ZM73 125V126H72ZM81 125V126H80ZM110 125V127H109ZM182 125V126H181ZM2 126V127H1ZM65 126V127H64ZM180 126V127H179ZM184 126L182 128H184ZM234 126V127H233ZM4 127V128H3ZM53 127V128H52ZM64 127V130L62 128ZM84 127V126H83ZM90 130H89V128ZM112 127V128H111ZM142 127V126H141ZM169 127H171V129H169ZM177 127V128H176ZM240 127V126H239ZM243 127V126H242ZM57 128V129H56ZM73 131H72V129ZM117 128V129H116ZM234 128V129H233ZM238 128V129H237ZM241 128V127H240ZM62 129V130H60ZM115 129V130H114ZM169 129V130H168ZM219 129V127H218ZM227 129V130H225ZM237 131H236V130ZM24 130V129H22ZM67 130V133L66 131ZM71 130V131H70ZM128 130V131H127ZM79 133H78V132ZM164 131V132H165ZM59 132V133H58ZM65 132V133H64ZM73 132V133H72ZM81 132V134H80ZM84 132V133H85ZM115 132V133H114ZM118 132V133H117ZM21 133V134H20ZM50 133V135H49ZM129 133V134H128ZM233 133V134H232ZM12 134V135H10ZM68 134V135H66ZM108 134V135H107ZM113 134V135H112ZM120 134V135H119ZM133 134V135H132ZM20 135V136H19ZM24 135H27L26 138H31V140H33V142H36V144H38V142L40 143V145H45L47 144L46 146H48V142L50 141L51 142V139L52 142L49 143V149H50V145L55 148L54 151H60L61 150V146L60 145H63V142L64 141H67L68 138L70 139L69 141H73V142H70V144H76L80 141H84L85 140V149L84 150H79L78 151H74L73 153L71 152L70 153V157L67 155H62L60 154L59 155V152H54L55 154V162H58L59 163H55V166L51 165L53 167V169L51 170L50 169V165L48 166H44L43 165H38L37 161L38 160V156L40 155L38 153V151H28V150H25L22 149L21 151V148L18 147V145L20 144H24L25 142V136ZM55 135V136H54ZM65 135V138L64 139H61L63 138V136ZM78 137H77V136ZM84 135V136H82ZM95 135V136H94ZM119 135V136H118ZM122 135V136H121ZM58 136V137H57ZM60 136V137H59ZM106 138H105V137ZM110 136H115V138L117 139V143L116 146H114V148L112 147V150L110 149L111 152H109V156L108 158L104 159L101 161V159L98 157L99 156V145H100V142L101 144H107ZM126 136V137H124ZM150 136V135H149ZM104 137V138H103ZM137 137V138H136ZM247 137V138H246ZM22 138V139H21ZM55 138V139H54ZM60 138L61 140L60 141H57V139ZM67 138V139H66ZM84 138V139H83ZM86 138V139H85ZM89 138V139H88ZM119 138V139H118ZM135 138V139H134ZM150 138V137H149ZM36 139V140H35ZM77 139V141L75 140ZM107 139V141H106ZM134 139V140H132ZM233 139V140H232ZM21 140V141H20ZM87 140H90L91 142V146L89 144V142ZM96 140V141H95ZM24 141V142H23ZM38 141V142H37ZM57 141V143H56ZM62 141V142H61ZM88 143H87V142ZM94 141V143H93ZM137 141L140 142L139 145H142V147L140 146L139 148H142V149H138L140 152L145 153V155H141L139 153V156H138V161H135L134 165H131V170L130 171H123L122 173H118L116 175H113L111 177V179H109L108 181H106L104 183L103 181V178H102V165H107V162H109V165H114L113 162H116L115 164H117L118 162L120 163H123V158L121 157H118V154H119V149H120V146H131V147H134L136 144H137ZM141 141H144V140H141ZM224 141V142H223ZM231 141V142H229ZM123 142V143H122ZM131 142V143H130ZM218 142V143H217ZM54 143H56L57 145H55ZM146 143V144H145ZM217 143V145H216ZM17 144V145H16ZM60 144V145H59ZM145 146H144V145ZM177 144V143H176ZM209 144V145H208ZM39 145V144H38ZM93 145H94V148H93ZM120 145V146H119ZM171 145V146H170ZM178 145L181 146V144L179 143ZM15 146V147H13ZM56 146V147H55ZM90 146V147H89ZM143 146L145 147V149L143 148ZM175 146V147H174ZM170 147V148H168ZM219 147V148H218ZM57 148V149H56ZM89 148V149H88ZM181 149L184 148L183 147H180ZM215 148V149H214ZM16 149H20L18 150V152L16 151ZM52 149V148H51ZM94 149V150H93ZM167 149H169V151L167 152ZM214 151H213V150ZM219 149V151H218ZM53 150V149H52ZM216 150V151H215ZM10 151V152H9ZM94 151V152H92ZM98 151V152H97ZM226 151V153H225ZM234 151H236V158L239 157L241 158L242 161L239 162V166L241 165V162H242V167H243V171L241 170V166L239 167L240 170H238V172H231V171H228V168H227V163L222 166H219L215 163H213L212 160H214L215 158H220V157H224V158H227L226 156H228V158L232 155V153H234ZM246 153H244V152ZM25 152V153H24ZM62 152V151H60ZM24 153V154H23ZM78 153V154H77ZM84 153V154H82ZM86 153V154H85ZM92 153V154H91ZM229 153V154H228ZM258 153L260 155V158L259 159V167L261 168L262 166V169H259L257 172V175L256 178H253L251 177L250 174H247L248 172L250 173L249 169H248V166H247V163H248V160H252L254 158V155ZM23 154V155H22ZM218 154L220 156H218ZM225 154V156L223 155ZM238 154V155H237ZM248 154V155H246ZM22 155V157H21ZM58 155V156H57ZM75 155V156H74ZM92 155V156H91ZM142 156V157H141ZM169 156V158H168ZM40 157V156H39ZM195 157V158H194ZM250 157V158H249ZM33 159V160H28V159ZM36 160H35V159ZM58 158V160H57ZM83 160L82 162L80 161L81 165H83V167H86L85 169L83 167H81V174L79 176H81V180L80 178L76 175L74 177L78 178L76 180H79V183H83V186H81L82 188V191H77V188L74 187L75 185L73 184L76 180L73 176H71V172L74 170V166L71 167L73 164L76 166L79 161V159ZM119 158V161H116L118 160ZM223 158V159H224ZM237 158L236 160H232V163L234 164L235 161H239L240 159ZM61 159V160H59ZM111 159V160H110ZM114 159V161H113ZM169 159H172L173 161L169 160ZM203 161H201V160ZM248 159V160H247ZM263 159V160H262ZM34 160H35V163H34ZM57 160V161H56ZM189 161V164H188V161ZM247 160V161H246ZM29 161V162H28ZM33 161V162H32ZM77 161V162H76ZM85 161V162H84ZM99 161V163H98ZM105 161V163H104ZM112 161V162H111ZM187 161V162H186ZM193 161L196 162V165H199L201 163L204 164L205 166V170L201 169L200 170H203L202 171H199L197 170L195 173H193L191 175V177H189V179L187 181H185L183 184H181L178 189L176 190H173V191H170L168 189H166L167 186L163 185V186H149V187H145L144 190L142 192H140L142 189L141 187L135 183H132L130 185V189L131 191L128 189L125 190V185L126 183H131L132 181L134 182V176L137 178H139L140 176H149L151 173L155 175L158 171L162 174L163 171L165 172V170H172V169H179L181 170V168H186L187 166H190L191 164H193ZM245 164H244V162ZM25 162V163H24ZM32 165V168H29V164ZM192 162V163H191ZM199 162V163H198ZM32 163V164H31ZM37 163V164H36ZM76 163V164H75ZM25 164V165H24ZM63 164V166H62ZM101 164V165H100ZM195 164V163H194ZM39 167H37V166ZM57 165V166H56ZM136 165V166H135ZM217 165V166H216ZM28 166V167H27ZM59 166V168H58ZM180 166V168H179ZM186 166V167H185ZM200 166V165H199ZM34 167V169H33ZM41 167V169H40ZM46 167H48L47 169H45ZM69 169H68V168ZM217 167V169H216ZM220 167V168H219ZM258 167V168H259ZM36 169H39V173H35L34 174V170ZM44 168V169H42ZM65 168V169H64ZM71 168V169H70ZM135 168V169H134ZM209 168V169H208ZM29 169H31L29 171ZM49 169V171H48ZM61 169V170H60ZM134 169V170H133ZM163 169V171H162ZM214 169V170H213ZM224 171L223 173L220 171V170ZM224 169V170H223ZM48 171V176L47 173H45L46 171ZM54 170V171H53ZM64 170V172L62 171ZM83 170V171H82ZM85 170V171H84ZM101 170V171H100ZM208 170V171H207ZM211 170V172H210ZM263 170V172L261 171ZM10 171H12L10 173ZM44 173H43V172ZM53 171V172H52ZM70 171V173H69ZM90 171V172H89ZM213 171H215L213 173ZM245 171H248L246 172L245 174ZM30 172V173H29ZM33 172V173H31ZM41 172V173H40ZM49 172H51V176L49 174ZM67 172V173H66ZM84 172V173H83ZM85 172H88V173H85ZM92 172V173H91ZM100 172V173H99ZM136 172V173H135ZM151 172V173H150ZM159 172L158 174H156L155 176L158 178V175H159ZM207 172V173H205ZM210 172V173H209ZM240 172V173H239ZM94 173V174H93ZM97 173V174H95ZM148 173V174H147ZM150 173V174H149ZM219 173V174H218ZM263 173V174H262ZM8 174V175H7ZM33 174L34 176L31 177V175ZM39 174V175H38ZM53 174V175H52ZM70 174V175H69ZM88 174V175H87ZM101 176H100V175ZM137 174H139L138 176H136ZM141 174V175H140ZM144 174V175H143ZM151 174V175H152ZM195 174V175H194ZM205 174V175H204ZM213 174H215L214 176L221 179L222 180V183L220 185H211V184H207L203 187H201V182H202V179L203 177L206 176L208 177L207 180L209 182L213 181L215 179V177L213 176ZM245 174V175H244ZM15 177V179L18 181L19 184L20 181H22V183H27L29 182V180H31L30 182L32 183L31 185L33 187H37L38 189H43L45 187H47V185H51V183H53L54 185V182H57L58 183V180L60 181V185L63 184L62 182L64 181V178L65 180L68 182L67 186L73 184L71 187H63L61 188V186H59V184L55 183L54 186L57 187V189L54 188L55 190V193H58L61 192L66 194V195H60L61 198H57V195L59 196V194H56L55 196V193L53 196H45L47 198H44V196H41L39 194V196L41 197L42 201L40 200V198L38 199L37 195L38 193H34V192H31L30 190H24L23 188H19L17 191L15 190H10L9 187H12L13 186V178L12 176ZM15 175V176H14ZM85 175V176H84ZM97 178H96V176ZM221 175V176H220ZM250 175V176H249ZM258 175H259V178H258ZM8 176V178H6ZM30 177L29 180L25 181V178L26 177ZM36 176V177H35ZM40 176V177H39ZM44 176V178H43ZM71 176V177H70ZM94 177L95 179H93L92 177ZM18 177V178H17ZM27 177V178H28ZM71 180H70V178ZM222 177V178H221ZM12 178L11 180H8ZM19 181V179H21ZM26 178V179H27ZM35 178V179H34ZM49 178V179H48ZM63 178V179H62ZM87 178V179H86ZM101 180H99V179ZM102 178V179H101ZM249 178H252V179H249ZM263 178V179H262ZM49 180L48 182L51 181H54V182H51V183H48L47 180ZM54 179V180H53ZM62 179V180H61ZM69 179V180H68ZM91 179V180H90ZM94 181H93V180ZM255 179V180H254ZM35 182H34V181ZM57 180V181H55ZM128 180V181H127ZM130 180V181H129ZM258 180V181H257ZM7 181H11L9 182L10 183V186L8 184ZM62 181V182H61ZM66 181L64 182L66 184ZM83 181V182H82ZM98 181L100 182H103L104 185H107L106 188H109L111 190H116L118 189V191L116 190L115 193L112 195L114 198H118L120 197L121 199H125V197H128L129 196V193L133 196V204H129L130 206L128 207V205L126 206L125 208V211L121 210L118 206L117 208V202H120L116 199H114L113 197L110 199H107V200H104L103 203L101 202L100 203V209H102V211L104 210L103 213H107L105 215H109V216H104L101 215L99 218V220H95V222H93L94 219H92V215L90 216V214H88V212H86V209H88L87 211H89V207H87L88 204H86V202L84 200H86L85 198H87L89 196V194H87V192L89 193V190L93 187H98V188H101L103 187V185H101L102 183H99ZM29 182V183H30ZM72 182V183H70ZM78 183V181H76ZM75 182V184L77 185V183ZM97 184H96V183ZM125 182V183H123ZM137 182V181H135ZM85 183V184H84ZM90 183V184H89ZM95 183V184H94ZM108 183V184H107ZM235 183V184H234ZM263 184V186H262ZM8 185V186H7ZM89 187H88V186ZM115 187H114V186ZM135 185V186H134ZM235 185V187H234ZM4 186V187H2ZM5 186L6 189H5ZM48 186V187H49ZM84 186L86 188H84ZM110 186L112 188H110ZM118 186V188H117ZM136 186L138 188H140V191H137L138 193H136ZM219 186V187H218ZM237 186V187H236ZM260 186V188H259ZM2 187V188H1ZM47 187V188H48ZM52 187V185H51ZM74 187V189H73ZM231 187V189H230ZM66 188L64 192L62 191V189ZM136 189L134 191V189ZM257 188V190H256ZM76 189V190H75ZM89 189V190H88ZM263 189V191H262ZM24 192V194H21V192ZM57 190V191H56ZM80 190V189H79ZM125 190V191H124ZM165 190V191H164ZM248 190V191H246ZM253 190V191H251ZM255 190V191H254ZM262 193H260L261 191ZM13 191H15V194L13 193ZM28 192V193H25ZM30 191V192H29ZM33 191V190H32ZM124 191V193H123ZM128 193H127V192ZM232 191V192H231ZM236 191V193H235ZM6 192V193H5ZM117 192V194H116ZM119 192V193H118ZM135 194H133V193ZM234 192V193H233ZM238 192H240V194L242 193V195L238 194L236 195ZM248 192V194L246 193ZM20 193V194H19ZM32 193H33V196H32ZM60 193V194H62ZM91 193V192H90ZM123 193V194H122ZM229 193V194H228ZM256 193V195H255ZM30 194V195H29ZM87 194V195H86ZM127 196H126V195ZM138 194V195H137ZM164 194V195H163ZM252 194V195H251ZM262 194V196H260ZM14 197H13V196ZM35 195V197H34ZM68 195V197H67ZM227 195V196H226ZM27 196V198H26ZM29 196V197H28ZM32 196V197H31ZM37 196V197H36ZM121 196H125L124 198H122ZM136 196V197H135ZM162 196H165V197H162ZM219 198H217V197ZM221 196V197H220ZM232 196V197H231ZM240 198H238V197ZM252 196V197H251ZM257 198H256V197ZM55 197V198H54ZM69 198V200L67 198ZM131 197V196H129ZM140 197V198H139ZM160 198L161 199V202L164 203L165 199L167 198L168 201L171 199L173 201H169V203H166L164 204V206L162 205L161 206V203H160V200L157 201L158 199L157 198ZM37 198V199H36ZM83 198V199H82ZM151 199L153 198V200L156 202H159L158 204L156 203H152L150 201H146V199ZM220 198H222L220 200ZM230 198L232 200H230ZM244 198V199H243ZM255 198V199H253ZM24 199H25V202H24ZM32 199L34 200H37L36 203L39 205H41V209H42V212H44L42 214L41 212V217L39 216V214L37 215L36 214V207L33 206L34 204V201H32ZM57 199V200H56ZM63 199V200H62ZM82 199L83 203H81L82 201H80ZM119 199V198H118ZM132 199V197H131ZM157 199V200H156ZM252 199V200H251ZM257 199H259L257 201ZM263 199V200H262ZM27 200V202H26ZM38 200H40V202H38ZM144 200V201H142ZM163 200V201H162ZM194 203H192V201ZM219 200V201H218ZM245 200V201H244ZM60 201V202H59ZM63 201L64 204H62L61 202ZM167 201V200H166ZM167 201V202H168ZM187 201V202H186ZM214 203H213V202ZM227 201V202H226ZM252 201V202H251ZM255 201V202H253ZM262 201V202H261ZM24 202V203H23ZM67 204H66V203ZM69 202V203H68ZM136 202H138V204H136ZM216 202V204H215ZM5 203V204H3ZM8 203V204H6ZM78 203L80 204V206L78 205ZM141 203V205H140ZM145 203V204H144ZM147 203V204H146ZM152 203V205L150 204ZM253 203V205H252ZM262 203V205H260ZM25 207V209L23 208V205ZM28 204V206L26 205ZM36 204V205H37ZM46 204V205H45ZM184 204V205H183ZM189 206H187V205ZM230 204H235V205H231ZM238 204V205H237ZM250 204V205H249ZM32 205V207H31ZM56 205V206H55ZM62 205V206H61ZM65 205H67L66 207L67 208H71L72 210H68L66 207L63 208ZM70 205V206H69ZM73 205L75 206V208L73 207ZM77 205V206H76ZM82 205V206H81ZM135 207H133V206ZM140 205V207H139ZM170 205V207H169ZM172 205V206H171ZM195 205L196 208H195ZM216 205V206H215ZM219 205H224V209H222V211H219L221 206ZM45 206V207H44ZM48 206V207H47ZM54 206V207H53ZM90 206V205H89ZM167 206V207H165ZM188 209H186V207ZM200 206V207H199ZM215 206V207H214ZM239 206V207H238ZM243 206V207H242ZM247 206V207H246ZM249 206V207H248ZM251 206V207H250ZM46 210H43V208ZM56 207V209H55ZM81 207V209H80ZM86 207V208H85ZM103 207V208H102ZM155 209L153 211V209ZM179 207V208H178ZM190 207V208H189ZM201 207H203L201 209ZM230 207V208H229ZM17 208V209H16ZM23 208V209H22ZM27 208V209H26ZM52 208V209H51ZM80 209V211L83 212L84 216H85V219L81 218L83 223L84 224L82 226L81 221L79 219L74 221V223H70L69 222V216L74 212H77L78 209ZM91 208V206H90ZM141 208V210H140ZM161 208V209H159ZM163 208V209H162ZM208 211H207V209ZM214 208V209H213ZM3 209V211H2ZM29 209V211H28ZM31 209L33 210L31 212ZM48 209V211H47ZM57 210V211H53V210ZM84 209V210H83ZM92 211H93V208H91ZM191 209V210H190ZM201 211H199V210ZM206 209V210H205ZM240 209V211H239ZM248 209V210H247ZM254 209V210H252ZM22 210V211H21ZM68 210V211H67ZM77 210V211H76ZM212 213H211V211ZM216 210V211H215ZM247 210V211H246ZM250 210V211H249ZM47 211V212H46ZM91 211V210H90ZM89 211V212H90ZM122 211V213H121ZM139 211L138 213H135ZM152 211V212H151ZM184 213H183V212ZM195 211V212H193ZM198 211V212H196ZM239 211V212H238ZM26 212V213H25ZM54 212V213H53ZM80 212V213H82ZM110 212V213H109ZM157 212V213H156ZM193 212V213H192ZM204 212V213H202ZM226 212V214H225ZM232 212V215L231 213ZM236 212V213H235ZM246 212H249L246 213ZM260 212V213H259ZM263 212V213H262ZM7 213V214H6ZM32 213V214H31ZM45 213H47L48 215L50 216H47ZM54 214L55 217H57L59 220H55L56 223H53L51 221H53V218L52 215ZM91 213V212H90ZM117 213V214H116ZM154 213V214H153ZM156 213V214H155ZM187 213L191 214L193 217H192V220L193 222H191V224H187V226L183 227L181 226L182 224L179 223V221H181V219H185L186 218V215ZM219 213V214H218ZM28 214L29 217H28ZM89 217H91V219H89ZM160 214V220L159 221V224H161L159 226V224L157 226H159V228H157L155 226V228L158 229H155V228H150V225H149V218H148V221L146 220L147 219V215H149L148 217H155L157 215ZM177 214V215H176ZM186 214V215H185ZM203 214V215H202ZM220 214H222V216H220ZM235 214V215H234ZM239 214V215H238ZM261 214V215H260ZM2 215V216H1ZM25 215V216H24ZM69 215V216H68ZM116 215V216H115ZM137 215V216H136ZM140 217H139V216ZM162 215V216H161ZM176 215V216H175ZM199 215V216H198ZM209 215V216H207ZM213 215V216H211ZM219 215V216H218ZM253 215V216H252ZM39 216V217H38ZM72 216V215H71ZM111 216V218H110ZM146 216V217H145ZM178 216V217H177ZM185 216V217H184ZM209 217V218H206V217ZM223 216H225L223 218ZM249 216V217H248ZM256 216V219H254ZM258 216H260L258 218ZM262 216V217H261ZM47 217V218H46ZM88 217V218H87ZM107 217V218H106ZM135 217V218H134ZM142 217V219L147 222V224L144 222V227H140V229H137V228H133L131 226H128V228H133V229H128L126 228L125 230V227H126V224L128 221H138L140 218ZM162 217V218H161ZM169 217V219H168ZM170 217H171V220H170ZM196 217V218H195ZM211 217V218H210ZM232 217V218H230ZM237 217V218H236ZM241 217V219H240ZM245 217V218H244ZM37 218V219H36ZM55 218V219H57ZM104 218V219H103ZM129 218V219H128ZM203 220H202V219ZM262 218V219H261ZM43 220V221H40V220ZM45 219L47 222H45ZM48 219V220H47ZM162 219H164V223L162 222ZM174 219V220H173ZM197 219V220H196ZM225 219V221H224ZM232 219L234 221H232ZM237 219V220H236ZM30 220V221H29ZM50 220V221H49ZM67 220V221H66ZM104 220V221H103ZM227 220V221H226ZM241 220V221H240ZM256 220V221H254ZM35 222L34 224L36 225V231L34 232V234L32 232H28L25 231L27 229L30 228L29 225H31L32 222ZM43 222L42 224L40 222ZM78 221V222H77ZM100 221V222H99ZM166 221V222H165ZM207 221H208V225H207ZM245 221V223H244ZM258 221V222H257ZM29 222V224H28ZM49 222V223H48ZM69 222V223H68ZM80 222V223H79ZM124 222V223H123ZM176 222V223H175ZM205 222V223H204ZM216 222V223H215ZM219 222V223H218ZM227 222V223H225ZM237 222V223H236ZM247 222V223H246ZM254 222V224H253ZM94 223V226H92V224ZM100 223V224H99ZM126 223V224H125ZM167 223V225H166ZM179 223V224H178ZM199 223V224H198ZM215 223V225H214ZM233 223V224H231ZM242 223V225L240 224ZM255 223L257 224V226L255 225ZM259 223H262V224H259ZM23 224V225H22ZM59 224V225H58ZM97 224V225H96ZM112 224V225H111ZM164 224V225H162ZM181 224V225H180ZM196 224H198L196 226ZM202 224V225H201ZM210 224H211V227H210ZM219 226H218V225ZM225 226H224V225ZM239 224V225H238ZM259 224V225H258ZM5 225V226H4ZM40 225V226H39ZM43 225V226H41ZM80 225V226H79ZM87 225V226H86ZM101 225L100 227H97ZM146 225V226H145ZM149 225V226H147ZM172 225V226H171ZM175 225V226H174ZM193 225L195 226V228L193 227ZM228 225L230 227L227 226ZM231 225H237L235 226V228H237V230L234 228V226H231ZM247 225V226H246ZM249 225V226H248ZM45 226H48L46 228L49 229V231L45 228ZM58 228H57V227ZM82 226V227H81ZM109 226V227H108ZM23 227V228H22ZM51 227V228H49ZM81 227V228H80ZM83 227H85V229H83L84 231L82 232L80 229H82ZM88 228V232H87V228ZM95 227H96V232L94 231L95 230ZM115 227V228H113ZM163 227V228H162ZM170 227V228H169ZM173 227H175L173 229ZM197 227V228H196ZM220 227V228H218ZM259 227V228H258ZM4 228H6V230H4ZM166 229V230H163V229ZM180 230H179V229ZM193 231L194 230V233H190L191 230ZM193 228V229H192ZM225 228V229H224ZM244 228V229H243ZM247 228V230H246ZM263 228V229H262ZM24 229V230H23ZM46 229V230H44ZM54 229V230H52ZM58 229V230H57ZM94 229V230H93ZM109 229V230H108ZM111 229H114L112 230L113 232H111L110 230ZM118 232H116L117 230ZM173 229V230H172ZM205 229V230H203ZM207 229L209 232H207ZM214 229V230H213ZM222 231H221V230ZM224 229V230H223ZM239 229V230H238ZM250 229V230H249ZM23 230V231H21ZM57 230V231H56ZM89 230H92V232H90ZM106 230H108V234H106ZM169 230V231H168ZM188 230V231H187ZM198 230V231H197ZM200 230V231H199ZM244 230V231H243ZM255 230V231H253ZM5 231V232H4ZM41 231V232H39ZM50 231H52V233L50 234ZM86 231V232H85ZM100 231V233H99ZM120 231V232H119ZM127 231V232H126ZM135 231V232H134ZM144 231V232H143ZM162 231V233H161ZM187 233H186V232ZM197 231V232H196ZM216 233H215V232ZM250 231V232H249ZM8 233L6 238L8 237V239H6L4 236H5V233ZM53 232H56L57 235H59L62 239L65 237L67 240H65V238L63 240H61V244L64 243L63 245L66 246H60L59 248H55L54 250L56 251V253H54L55 251H53V248H54V244H53V248L51 249V245L48 244L49 243V239L50 238V235L54 237L55 234ZM85 232V233H84ZM184 232V233H183ZM198 232H200L198 234ZM235 232V233H234ZM248 232V233H247ZM258 234V236H256L255 234ZM259 232H260V235H259ZM20 233V234H19ZM23 233L25 234L23 236ZM84 233V234H83ZM114 233V234H113ZM120 233V234H119ZM132 235H130V234ZM139 233V234H138ZM145 233V234H143ZM150 233V234H149ZM186 233V234H185ZM213 235H212V234ZM215 233V234H214ZM228 233V234H227ZM234 233V234H233ZM238 233H241V234H238ZM40 234H42V238H40ZM49 234V236H48ZM83 234V235H82ZM100 234V235H99ZM122 234V235H121ZM165 234V236H164ZM186 236H185V235ZM193 234V235H192ZM232 234V235H231ZM254 234V235H252ZM262 234V235H261ZM2 235V236H1ZM14 235V236H13ZM18 235V236H17ZM21 235V236H20ZM33 235V237H32ZM87 235V237H86ZM89 235V236H88ZM112 235V236H111ZM115 237H114V236ZM120 235V236H119ZM130 235V236H128ZM154 235V236H152ZM168 235V236H167ZM170 235H173V236H170ZM188 235V236H187ZM195 235L197 237H195ZM203 235V236H202ZM210 235H212L213 237H211ZM230 235V236H229ZM241 235V236H240ZM247 235L249 237H247ZM111 236V238H110ZM145 236V238H143ZM205 236V237H204ZM207 236V237H206ZM226 236V237H225ZM228 236V237H227ZM239 236V237H238ZM263 236V237H262ZM10 237L12 238L11 240L14 242L11 241V244H9L10 242L8 241L10 239ZM22 237V238H21ZM29 239V241H25L26 239ZM31 237V238H30ZM83 237V238H82ZM122 237V239H121ZM133 237V238H132ZM153 237V238H152ZM157 237L159 238L157 240ZM167 237V238H166ZM193 237V238H192ZM199 237H200V240H199ZM204 237V238H203ZM224 237V239H223ZM236 237V238H235ZM242 237V238H241ZM246 237V238H245ZM251 237V238H250ZM260 240H263L260 241L258 240L259 238ZM19 238V239H18ZM88 242H87V240ZM116 238V240H115ZM132 238V239H130ZM190 238V240H189ZM204 240H203V239ZM230 238H231V241L232 242H229L230 241ZM3 239V240H2ZM42 239V240H41ZM108 239H111L110 241ZM137 239V240H136ZM147 241H144L146 240ZM156 239V240H155ZM167 239V241H166ZM173 239V240H172ZM181 239V240H180ZM188 239V240H186ZM210 239V240H209ZM226 239V240H225ZM234 239V240H233ZM249 239V240H248ZM18 240H20L21 242H18ZM114 240V241H112ZM135 240L138 241L135 243ZM150 240V241H149ZM164 240V241H163ZM170 240V242H169ZM203 240V241H202ZM210 241V243L207 242ZM229 240V241H228ZM245 240H247L245 242ZM251 240V241H250ZM3 241V242H2ZM68 241V242H67ZM73 243H72V242ZM104 241L106 243H104ZM124 243H122V242ZM128 241V243H127ZM162 241V242H161ZM176 241V242H175ZM200 241V242H199ZM206 242L203 243V242ZM250 241V242H248ZM2 242V243H1ZM81 242V243H80ZM85 242H87V244H84ZM112 242V244H111ZM117 242V243H116ZM160 242V243H159ZM181 242V243H180ZM185 242V243H184ZM193 242V243H192ZM197 242V243H195ZM223 242V243H221ZM244 242V243H242ZM253 242V243H252ZM257 242V244H255ZM22 243V245L20 244ZM100 243L102 245H100ZM115 243V244H114ZM135 245H134V244ZM139 243V244H138ZM141 243V244H140ZM173 243V244H172ZM184 243V244H183ZM191 243V244H190ZM199 243V245H197ZM208 243V244H207ZM225 243V244H224ZM227 243V245H226ZM234 243V244H232ZM237 243V244H235ZM247 243V244H246ZM6 244V245H5ZM12 244H15L12 246ZM98 244H99V247H98ZM106 244V246L104 247V245ZM108 244V245H107ZM118 244V245H117ZM166 246H164V245ZM172 244V245H171ZM180 244V245H179ZM210 244V245H209ZM216 244V245H215ZM218 244H219V248H218ZM244 244V245H243ZM18 245V246H17ZM74 245V246H73ZM85 245V246H84ZM116 245V247L114 246ZM158 245V246H157ZM177 245V246H176ZM183 245V246H182ZM205 245V247H204ZM213 245V246H212ZM221 245V247H220ZM237 245V247H236ZM246 245V246H245ZM253 245V247L251 246ZM258 245V246H257ZM19 246H21V249L19 248ZM23 246V247H22ZM26 246V247H25ZM36 246V247H35ZM74 250H73V248ZM88 246V250H89V246H90V250L88 252V254H83V251L85 248H87ZM110 246H112L110 248ZM123 246V247H122ZM155 246V247H154ZM168 246V247H167ZM172 246H174V248H172ZM187 246V247H186ZM194 246V247H193ZM196 246V247H195ZM249 246V247H248ZM259 246H261L259 248ZM6 249H5V248ZM17 247V248H15ZM80 247L81 249L79 250ZM129 247V248H128ZM161 247V248H160ZM163 247V248H162ZM170 247V248H169ZM192 247V248H190ZM210 247V248H209ZM215 247V248H213ZM236 247V248H235ZM255 247L257 249H255ZM12 250L13 249V253L9 252V253H3L5 252L6 250ZM37 248V249H36ZM96 248V250H95ZM118 248V249H117ZM124 248V249H123ZM126 248V250H125ZM134 250H133V249ZM165 248V249H164ZM188 250H187V249ZM190 248V249H189ZM222 248V249H220ZM245 248V249H244ZM253 248V249H252ZM259 248V249H258ZM24 249H26V251H24ZM65 251H62L64 250ZM103 249V250H102ZM110 250L107 252V250ZM159 249V250H158ZM167 249V250H166ZM175 249H176V252H175ZM193 249V251H192ZM200 249V250H199ZM224 249V250H223ZM231 249V250H230ZM233 249V250H232ZM239 249V250H238ZM243 249V250H242ZM40 250V251H39ZM95 250V251H94ZM106 250V251H105ZM115 252H114V251ZM118 250V251H117ZM147 250H150V251H147ZM161 250V251H160ZM173 250V252L171 251ZM199 250V251H198ZM218 250V251H217ZM222 250V251H221ZM241 250V251H240ZM246 250V251H245ZM39 251V252H37ZM44 251V250H43ZM53 251V252H52ZM59 251V253L61 254H57ZM70 251H73L72 253ZM75 251V252H74ZM98 251V252H97ZM162 254H159V252ZM181 251V252H180ZM190 251V252H189ZM206 251V252H204ZM209 251V252H208ZM213 251V252H212ZM216 251V252H215ZM220 251V253H219ZM241 253H240V252ZM243 251V252H242ZM251 251V252H250ZM263 251V252H262ZM28 252V253H27ZM30 252L32 253V255L30 254ZM66 252V254L64 253ZM102 252V253H101ZM120 252V254H119ZM135 252V253H134ZM156 252V253H154ZM172 252V253H171ZM178 252V253H177ZM195 252V254L193 253ZM211 252V253H210ZM231 252V253H230ZM235 252V253H234ZM238 252V253H237ZM64 253V254H63ZM68 253V254H67ZM75 253H78L77 255ZM91 253V254H90ZM101 253V254H100ZM114 253V254H113ZM126 253V255H125ZM153 253V254H152ZM165 253V255H164ZM171 253V254H170ZM177 253V254H176ZM185 253V255H184ZM188 253V255H187ZM190 253V254H189ZM204 253V254H203ZM223 253V254H222ZM250 254L248 257H246L245 254ZM253 253V254H252ZM256 253V254H255ZM12 254H14L12 256ZM93 254V255H92ZM112 254V255H111ZM118 254V256L116 255ZM122 254V255H121ZM124 254V255H123ZM140 256H139V255ZM151 254V255H150ZM156 254V255H155ZM180 254V255H179ZM182 254V255H181ZM199 254V255H198ZM220 254V255H219ZM228 254H229V257H228ZM234 254V255H233ZM237 254V255H236ZM257 256H255V255ZM6 255V256H5ZM64 255L68 258H65ZM79 255V256H78ZM88 255V256H86ZM101 255V256H100ZM107 255V256H105ZM115 255V256H114ZM121 255V256H119ZM133 257H132V256ZM137 255V256H136ZM160 255V257H159ZM163 255V256H162ZM170 255V256H169ZM254 255V256H253ZM54 256V257H53ZM72 256V257H71ZM105 256V257H104ZM126 256V257H125ZM151 256V257H150ZM157 256V257H156ZM178 256V257H177ZM198 256V257H197ZM209 256V257H208ZM211 256V257H210ZM214 256V257H213ZM232 258H231V257ZM237 256L238 259H237ZM252 256V257H251ZM8 257V258H7ZM16 257V258H15ZM58 259H57V258ZM77 257V259H76ZM96 257V258H95ZM101 257H102V260H101ZM120 260H119V258ZM135 257V258H134ZM140 258V260L138 258ZM142 257V258H141ZM146 257V258H144ZM203 259H201V258ZM213 257V258H212ZM235 257V258H234ZM254 257H258L259 258V261L258 259L254 258ZM6 260H5V259ZM61 258V260H60ZM83 258V259H82ZM86 258V259H85ZM162 258V260H161ZM174 260H173V259ZM197 258V259H196ZM208 258V259H207ZM212 258V259H211ZM223 258V259H222ZM227 258V259H226ZM234 258V259H233ZM28 259V260H27ZM31 259V261H30ZM42 259V258H41ZM69 259V260H68ZM96 261H95V260ZM100 259V260H99ZM122 259V260H121ZM131 259V260H130ZM138 259V260H137ZM157 259H159V261H156ZM165 259V260H163ZM182 259V261H181ZM189 262H188V260ZM205 259V260H204ZM216 259V260H215ZM224 260L222 262V260ZM231 261H230V260ZM261 259V260H260ZM60 260V261H59ZM67 260V261H66ZM74 260V261H73ZM86 260V261H85ZM109 262H108V261ZM134 260V262H133ZM152 260V261H150ZM8 261V262H7ZM32 261L34 263H32ZM64 261L66 263H64ZM70 261V262H69ZM88 261V262H87ZM149 261V262H148ZM180 263H179V262ZM207 261V262H206ZM214 263H213V262ZM234 261V262H233ZM251 261V262H250ZM10 262V263H9ZM23 262V263H22ZM58 262V263H57ZM126 262V263H125ZM141 262V263H140ZM147 262V263H146ZM164 262V263H162ZM176 262V263H175ZM217 262V263H216ZM228 262V263H226ZM231 262V263H230ZM243 262V263H242ZM248 262V263H247ZM258 262V263H257ZM48 263V262H47Z\"/></svg>",
  "mask_w": 264,
  "mask_h": 264
},
{
  "label": "bare ground",
  "instance_id": "6f19581e",
  "mask_svg": "<svg viewBox=\"0 0 264 264\" xmlns=\"http://www.w3.org/2000/svg\"><path fill=\"white\" fill-rule=\"evenodd\" d=\"M31 1V0H30ZM72 1V0H71ZM78 1V0H77ZM81 1V0H80ZM145 1V0H144ZM156 1V0H155ZM168 1H170V0H168ZM179 1H181V0H179ZM187 1V0H186ZM197 1V0H196ZM220 1V0H219ZM235 1V0H234ZM234 1H233V3H234ZM237 1V0H236ZM241 1V0H240ZM255 1V0H254ZM16 2V1H15ZM14 2V3H15ZM22 2V1H21ZM25 2V1H24ZM47 2H50V0H48ZM55 2H58V1H56L55 0ZM64 2V1H63ZM151 2V1H150ZM190 2V1H189ZM193 2V1H192ZM199 2V1H198ZM223 2V1H222ZM224 2H225V0H224ZM227 2V1H226ZM257 2V1H256ZM36 3H37V1H36ZM35 3V4H36ZM43 3H44V1H43ZM46 3V2H45ZM117 3H118V0H117ZM122 3V2H121ZM147 3V2H146ZM161 3V2H160ZM195 2H193V4H194ZM202 3V2H201ZM204 3V2H203ZM212 3H213V1H212ZM221 3V2H220ZM233 3H231V4H233ZM241 3H242V1H241ZM246 3V2H245ZM261 3H262V1H261ZM5 4V3H4ZM25 4V3H24ZM47 4V3H46ZM52 4H54V3H52ZM63 4V3H62ZM175 4V3H174ZM173 4V5H174ZM185 4V3H184ZM187 4V3H186ZM217 4V3H216ZM238 3L236 2V6H238L237 5ZM244 4V3H243ZM253 4H255V3H253ZM259 4H260V2H259ZM18 5V4H17ZM224 5V4H223ZM235 5V4H234ZM257 5V4H256ZM23 6V5H22ZM38 6V5H37ZM58 6V5H57ZM88 6V5H87ZM118 6V5H117ZM152 6V5H151ZM150 6V7H151ZM156 6H158V5H156ZM163 6H164V4H163ZM180 6V5H179ZM182 6V5H181ZM185 7H187L188 5H184ZM19 7V6H18ZM47 7V6H46ZM45 7V8H46ZM56 7V6H55ZM59 7V6H58ZM148 7V6H147ZM146 7V8H147ZM226 7V6H225ZM228 7H229V5H228ZM248 7V6H247ZM15 8V7H14ZM36 8H38V7H36ZM40 8H41V6H40ZM72 8V7H71ZM108 8V7H107ZM119 8H121V7H119ZM141 8V7H140ZM172 8V7H171ZM177 8V7H176ZM190 8V7H189ZM213 8H215V7H211V9H213ZM222 8V7H221ZM237 8H239V7H237ZM237 8L235 7V9L237 10ZM4 9V8H3ZM90 9H92V8H90ZM99 9V8H98ZM101 9V8H100ZM163 9H165V8H163ZM185 10L187 9V8H184ZM227 9V8H226ZM240 9H242V8H240ZM16 10V9H15ZM41 10V9H40ZM78 10V9H77ZM115 10H117V9H115ZM214 10V9H213ZM222 10V9H221ZM229 10V9H228ZM245 10V9H244ZM257 10V9H256ZM11 11V10H10ZM99 11V10H98ZM145 11V10H144ZM148 11V10H147ZM166 11V10H165ZM169 11V10H168ZM225 11V10H224ZM231 11V10H230ZM239 11V10H238ZM238 11H236V12H238ZM4 12V11H3ZM39 12V11H38ZM69 12V11H68ZM114 12V11H113ZM138 12V11H137ZM146 12V11H145ZM167 12V11H166ZM170 12V11H169ZM184 12V11H183ZM219 12V11H218ZM232 12H234V11H232ZM247 12H249V10L247 11ZM250 12H252V9H250ZM254 12H255V10H254ZM253 12V13H254ZM257 12V11H256ZM23 13V12H22ZM29 14H30V12H28ZM34 13H35V11H34ZM78 13H80V12H78ZM147 13V15H148V12H146ZM189 13V12H188ZM192 13V12H191ZM201 13V12H200ZM239 13H240V11H239ZM238 13V14H239ZM242 13H244L243 11H242ZM3 14V13H2ZM17 14V13H16ZM32 14V13H31ZM55 14V13H54ZM98 14V13H97ZM160 14V13H159ZM163 14V13H162ZM171 15H172V13H170ZM196 14V13H195ZM202 14V13H201ZM210 14V13H209ZM237 14V13H236ZM23 15V14H22ZM60 15H62V13L60 14ZM69 15H70V13H69ZM80 15H82V14H80ZM100 15V14H99ZM105 15V14H104ZM123 15V14H122ZM169 15V14H168ZM167 15V16H168ZM177 15V14H176ZM175 15V16H176ZM179 15V14H178ZM184 15V14H183ZM183 15L182 16H180V18H182L183 17ZM194 15V14H193ZM198 15V14H197ZM244 15V14H243ZM249 15L250 16H253V14H250L249 13ZM11 16V15H10ZM19 16H21V14L19 15ZM37 16V15H36ZM47 16V15H46ZM50 16V15H49ZM124 16V15H123ZM161 16V15H160ZM163 16H164V14H163ZM179 16H178V18H179ZM186 16H188V15H186ZM199 16H201V15H199ZM210 16V15H209ZM209 16H208V18H209ZM232 16H234V15H232ZM231 16V17H232ZM236 16V15H235ZM240 16H241V14H240ZM33 17V16H32ZM43 17H44V15H43ZM53 17H54V15H53ZM128 17V16H127ZM143 17V16H142ZM173 17V16H172ZM177 17V16H176ZM189 17H192V16H189ZM193 17H195V16H193ZM205 17V16H204ZM258 17V16H257ZM5 18V17H4ZM12 18H13V16H12ZM51 18V17H50ZM49 18V19H50ZM133 18V17H132ZM184 18H186V17H184ZM183 18V19H184ZM188 18V17H187ZM212 18V17H211ZM240 18V17H239ZM238 18V19H239ZM250 18H253V17H250ZM249 18V19H250ZM260 18V17H259ZM44 19H46V18H44ZM51 19H53V18H51ZM74 19V18H73ZM107 19V18H106ZM118 19H120V18H118ZM130 19V18H129ZM138 19V18H137ZM148 19V20H147ZM146 20L147 21H149V16H148V18H147ZM162 19H164V17L162 18ZM175 19V18H174ZM199 19H200V17H199ZM199 19H198V21H199ZM235 19V18H234ZM18 20V19H17ZM31 20V19H30ZM121 20V19H120ZM142 20V19H141ZM165 20V19H164ZM192 20V19H191ZM259 20V19H258ZM4 21H5V19H4ZM20 21H21V19H20ZM50 21V20H49ZM91 21V20H90ZM97 21V20H96ZM170 21V20H169ZM173 21V20H172ZM212 21H213V19H212ZM217 21V20H216ZM216 21H214V25H216ZM233 21H235V20H233ZM251 20H249V22H250ZM23 22H24V20H23ZM77 22V21H76ZM162 22V21H161ZM178 22V21H177ZM185 22H187V20L185 21ZM192 22V21H191ZM203 23L202 24H206V22L205 21H202ZM210 22V21H209ZM237 22V21H236ZM236 22H235V25H236ZM245 23H246V25L247 24H249L248 23V21L246 20V21H244ZM252 23H256V22H253V21H251ZM1 23V22H0ZM124 23V22H123ZM133 23V22H132ZM188 23V22H187ZM190 23V22H189ZM188 23V24H189ZM195 23V22H194ZM194 23H193V27H195L194 26ZM200 23H201V21H200ZM221 22H219V24H220ZM262 23V22H261ZM14 24H15V21H14ZM35 24V23H34ZM50 24V23H49ZM141 24V23H140ZM140 24H139V26H140ZM151 24V23H150ZM159 24V23H158ZM169 24V23H168ZM173 24V23H172ZM171 24V25H172ZM182 24H184V27H185V23H182ZM201 24V25H202ZM204 24V25H205ZM218 24V23H217ZM239 24H241V23H238L237 22V25H239ZM251 24V23H250ZM10 25V24H9ZM22 25V24H21ZM178 25V24H177ZM192 25V24H191ZM191 25H189V26H191ZM198 25H199V23H196V26L198 27ZM200 25V26H201ZM231 25V24H230ZM242 25V27H243V24H241ZM254 24H252L251 25V28H252V26H253ZM39 26V25H38ZM98 26V25H97ZM118 26H119V24H118ZM135 26V25H134ZM146 26V25H145ZM153 26V25H152ZM173 26V25H172ZM180 26V25H179ZM189 26H187V24H186V28L187 27H189ZM209 26V25H208ZM218 25H216L215 27H217ZM222 26H223V24H222ZM245 26V25H244ZM256 26H258V23H256L255 24V27ZM262 26H264V23H263V25L261 24L260 25V28H262ZM1 27V26H0ZM37 27V26H36ZM101 27H103V26H101ZM160 28H161V26H159ZM159 27H157V28H159ZM170 26H168V28H169ZM193 27H191V28H193ZM196 27V28H197ZM221 27V26H220ZM219 27V28H220ZM225 27V26H224ZM230 27V26H229ZM239 27H241V26H239ZM250 27V26H249ZM248 27V28H249ZM3 28V27H2ZM1 28V29H2ZM33 28V27H32ZM41 28V27H40ZM79 28V27H78ZM167 28V27H166ZM176 28V27H175ZM190 28V29H191ZM227 28V27H226ZM251 28H249V29H251ZM6 29H7V27H6ZM17 29V28H16ZM26 29H28V28H26ZM50 29V28H49ZM99 29V28H98ZM150 29V28H149ZM170 29H172V27H170ZM182 29V28H181ZM188 29V28H187ZM190 29H189V31H190ZM201 29V28H200ZM224 29V28H223ZM228 29H230V28H228ZM227 29V30H228ZM263 29H264V27H263ZM13 30V29H12ZM12 30H11V32H12ZM37 30V29H36ZM48 30V29H47ZM114 30V29H113ZM128 30V29H127ZM137 30V29H136ZM144 30V29H143ZM156 30V29H155ZM163 30V29H162ZM177 30V29H176ZM179 30V29H178ZM193 30V29H192ZM204 30V29H203ZM226 30V29H225ZM224 30V33L225 32H227V31H225ZM246 30H248V29H246ZM252 30V29H251ZM250 30V31H251ZM253 30H256V29H254V27H253ZM259 30V29H258ZM260 30H262V29H260ZM17 31V30H16ZM25 31V30H24ZM41 31V30H40ZM91 31H93V30H91ZM103 31H105L104 29H103ZM120 31V30H119ZM180 31V30H179ZM181 31H185V30H181ZM188 30H187V32H189ZM200 31V30H199ZM219 31H220V29H219ZM218 31V32H219ZM223 30L221 29V32H222ZM230 31V30H229ZM228 31V32H229ZM237 31V30H236ZM239 31H240V29H239ZM249 31V32H250ZM5 32V31H4ZM11 32H10V34H11ZM30 32V31H29ZM38 32H39V30H38ZM64 32V31H63ZM144 32V31H143ZM164 32V31H163ZM167 31H165V33H166ZM174 32H176V31H174ZM196 32H197V30H196ZM201 32V31H200ZM205 32V31H204ZM207 32V31H206ZM212 32V31H211ZM220 32V33H221ZM238 32V31H237ZM236 32V33H237ZM242 32H245V31H242ZM248 32V33H249ZM253 32V31H252ZM252 32H250V34H247L246 36H247V40H248V42H250V44H251V42H252V40L251 41H249L250 39H252V38H250L251 36H253L256 32L254 31L253 33ZM261 32V31H260ZM263 32V31H262ZM42 33V32H41ZM98 33V32H97ZM101 33V32H100ZM99 33V34H100ZM155 32H153V34H154ZM193 33H195V32H193ZM203 32H201V34H202ZM219 33V34H220ZM223 33V32H222ZM221 33V34H222ZM230 33H232V32H230ZM233 33H235V32H233ZM264 33V32H263ZM8 34V33H7ZM33 34V33H32ZM92 34V33H91ZM122 34V33H121ZM179 34V33H178ZM183 34V33H182ZM192 34V33H191ZM190 34V35H191ZM196 34H198V33H196ZM201 34H198V36L200 35V36H204V38L207 36H205V35H201ZM219 34H217V35H219ZM244 34V33H243ZM258 35H259V31H258V33H257ZM257 34H255V36H257ZM260 34H262V33H260ZM9 35V34H8ZM15 35V34H14ZM47 35V34H46ZM51 35V34H50ZM144 35V34H143ZM156 35V34H155ZM176 35V34H175ZM225 34H223V36H224ZM235 35V34H234ZM41 36V35H40ZM78 36V35H77ZM94 36V35H93ZM104 36V35H103ZM141 36V35H140ZM179 36H181V34L179 35ZM198 36H195V37H198ZM210 36V35H209ZM225 36H228V35H225ZM233 35H229L228 37L229 38H231ZM236 36V35H235ZM240 36V35H239ZM20 37V36H19ZM35 37V36H34ZM47 37V36H46ZM45 37V38H46ZM60 37V36H59ZM85 37V36H84ZM108 37V36H107ZM129 37V36H128ZM157 37H158V35H157ZM168 37V36H167ZM174 37V36H173ZM202 37H200L201 39H202ZM221 37V36H220ZM234 37V36H233ZM238 37V36H237ZM244 37V36H243ZM259 37H260V35H259ZM259 37H256L257 39L256 40H258L259 41ZM2 38V37H1ZM6 38V37H5ZM27 38V37H26ZM36 38V37H35ZM82 38V37H81ZM113 38V37H112ZM121 38V37H120ZM135 38V37H134ZM150 38V37H149ZM154 38V37H153ZM166 38V37H165ZM189 38L190 37H188V40H189ZM199 38V39H200ZM204 38H203V44H204ZM219 37H217V40H219L218 41V43H219V46H218V43H216L217 44V46L215 45V43H214V41H213V39L214 40H216L215 38H209V39H211V42H209V44L211 43L212 45H213V48H214V45L216 46L215 47V50H216V52L219 50L218 49V47L220 48V46L221 45H224L223 47H225V48H227L228 46H227V39H226V37H224V40L226 41V42H223L224 40H221V38H219ZM4 39V38H3ZM20 39V38H19ZM29 39V38H28ZM104 39V38H103ZM126 39V38H125ZM162 39V38H161ZM160 39V40H161ZM169 40H171V41H173V43H174V40L175 39H173L172 40V38L170 39V38H168ZM184 39H185V37H184ZM198 39V40H199ZM233 39H235V38H233ZM232 39V40H233ZM243 39V38H242ZM244 39H245V37H244ZM245 39V43L247 42V40ZM261 39L262 40H264V38H263V34H262V37H261ZM26 40V39H25ZM41 40V39H40ZM71 40V39H70ZM82 40V39H81ZM96 40H97V38H96ZM131 40V39H130ZM138 40V39H137ZM145 40H147V39H145ZM205 40H207V41H209L208 40V38L207 39H205ZM216 40V41H217ZM220 40L222 41V42H220ZM235 40H238L239 41V37L238 38H236ZM254 40H255V37H254ZM256 40H255V43H256ZM262 40H260V42H262ZM3 41H6V40H3ZM17 41H18V39H17ZM62 41H64V40H62ZM92 41V40H91ZM93 41H95L94 39H93ZM123 41V40H122ZM135 41V40H134ZM162 41H163V39H162ZM165 41V40H164ZM176 41H178V40H176ZM186 41V40H185ZM207 41H205V43L207 42ZM213 41V42H212ZM230 41V40H229ZM16 42V41H15ZM21 42V41H20ZM31 42H33V41H31ZM130 42V41H129ZM139 42V41H138ZM157 42H159V41H157ZM161 42V41H160ZM179 42H181V44H182V40L180 39L179 40ZM178 42V43H179ZM186 42H188V41H186ZM194 42V41H193ZM201 42H202V40H201ZM232 42H234V41H232ZM236 42V41H235ZM244 42H240L239 41V43H242V45H243V43ZM264 42V41H263ZM8 43V42H7ZM29 43V42H28ZM109 43V42H108ZM120 43H121V40H120ZM163 43V42H162ZM172 43V42H171ZM184 43V42H183ZM199 43V42H198ZM214 43V44H213ZM225 43V44H224ZM254 43V44H255ZM5 44V43H4ZM17 45H18V43H16ZM24 44V43H23ZM27 44V43H26ZM79 44V43H78ZM91 44V43H90ZM90 44H88V45H90ZM116 44V43H115ZM124 44V43H123ZM147 44V43H146ZM164 44H167L166 42L164 43ZM163 44V45H164ZM174 44H177V43H174ZM180 44V43H179ZM191 44V43H190ZM207 44V43H206ZM208 44V45H209ZM221 44V45H220ZM236 44H238V43H236ZM236 44H234V45H236ZM7 45V44H6ZM10 45V44H9ZM14 45V44H13ZM12 45V46H13ZM37 45V44H36ZM95 45V44H94ZM169 45H170V43H169ZM169 45H167V46H169ZM200 45V44H199ZM212 45H210L211 46V48H212ZM226 45V46H225ZM252 45V44H251ZM262 44H259V42L255 45V46H261ZM2 46V45H1ZM19 46V45H18ZM17 46V47H18ZM47 46V45H46ZM147 47H148V44L146 45ZM158 46H160L161 47V45H159V43H158ZM172 46V45H171ZM187 46H189L188 44H187ZM203 46V45H202ZM238 46L239 47H241L240 46V44H238ZM245 46V44L243 45V47ZM262 46H264V45H262ZM15 47V46H14ZM69 47V46H68ZM88 47V46H87ZM133 47V46H132ZM135 47V46H134ZM149 47H150V45H149ZM170 47V46H169ZM174 47H176V45L174 46ZM185 48V51L187 50L188 52H189V50H188V47H186V46H184ZM197 47V46H196ZM223 47H221L220 49H222ZM237 47V46H236ZM6 48V47H5ZM23 48V47H22ZM31 48V47H30ZM33 48V47H32ZM129 48V47H128ZM127 48V49H128ZM145 48V47H144ZM170 48H172V47H170ZM169 48V49H170ZM190 48V47H189ZM192 48V47H191ZM195 48V47H194ZM193 48V49H194ZM198 48V47H197ZM229 48V47H228ZM227 48V49H228ZM250 48V47H249ZM21 49V48H20ZM44 49V48H43ZM85 48H83V49H81V50H84ZM90 49V48H89ZM131 49V48H130ZM152 49V48H151ZM157 49H159V47L157 48ZM180 49V48H179ZM178 49V50H179ZM218 49V50H217ZM226 49V50H227ZM230 49V48H229ZM242 49V48H241ZM259 49V50H258ZM258 52L260 51V48L258 47ZM263 49V48H262ZM22 50V49H21ZM67 50V49H66ZM124 50H126V48L124 49ZM142 50H144V49H142ZM156 50V49H155ZM160 50V49H159ZM159 50H156L157 51V53H160L161 51H159ZM162 50V49H161ZM196 50H198V49H196ZM199 50H200V48H199ZM204 50V49H203ZM206 50V49H205ZM223 50L224 51H226L224 48H223ZM236 50V49H235ZM243 50V49H242ZM242 50H241V52H242ZM246 49H245V47H244V51H245ZM251 50V49H250ZM264 50V49H263ZM9 51V50H8ZM12 52H13V50H11ZM28 51H30V50H28ZM63 51V50H62ZM91 51V50H90ZM104 51V50H103ZM120 51V50H119ZM159 51V52H158ZM184 51V50H183ZM190 51H191V49H190ZM195 51V50H194ZM193 50L191 51V52H194ZM201 51V50H200ZM232 51V50H231ZM230 51V52H231ZM234 51V50H233ZM243 51V52H244ZM246 51H248V49L246 50ZM252 51V50H251ZM256 51V50H255ZM81 52V51H80ZM85 52H86V50H85ZM129 52V51H128ZM144 52V51H143ZM151 52V51H150ZM174 52V51H173ZM179 52H180V50H179ZM215 52V51H214ZM222 53H223V51H221ZM220 52V53H221ZM227 52H229V51H226L225 53H227ZM229 52V53H230ZM237 52V51H236ZM262 52V51H261ZM261 52H259L258 54H260ZM64 53V52H63ZM63 53H59V54H63ZM83 53V52H82ZM96 53V52H95ZM102 53V52H101ZM121 53V52H120ZM124 53V52H123ZM137 53V52H136ZM139 53H141V52H139ZM156 53V54H157ZM166 53V52H165ZM190 53V52H189ZM189 53L187 54L188 56H190L189 55ZM198 54V52H195L194 54H193V57H190V58H195L196 56H195V54ZM203 53V52H202ZM210 53V52H209ZM238 53V52H237ZM237 53H235L234 55L233 54H226V56L228 55V57H229V55H231L230 57H231V60H233L232 58L235 56V55H237ZM256 53V52H255ZM262 53H264V51L262 52ZM261 53V55H264V54H262ZM15 54V53H14ZM22 54V53H21ZM29 54V53H28ZM58 54V55H59ZM88 54V53H87ZM112 54V53H111ZM132 54V53H131ZM138 54V53H137ZM145 54V53H144ZM163 54V53H162ZM167 54V53H166ZM184 54V53H183ZM182 54V57L184 56ZM196 54V55H197ZM216 54H218V53H216ZM224 54V53H223ZM242 54V53H241ZM246 54V53H245ZM249 54H251L250 53V51H249V53L247 54V56L246 57H248V56H251V55H249ZM257 54V53H256ZM25 55V54H24ZM100 55V54H99ZM105 55V54H104ZM122 55H124V54H122ZM127 55V54H126ZM142 55V54H141ZM146 55H147V53H146ZM179 55V54H178ZM203 55V54H202ZM206 55V54H205ZM220 55H222V54H220ZM243 55H244V53H243ZM34 56V55H33ZM53 56V55H52ZM62 56V55H61ZM86 56V55H85ZM117 56V55H116ZM157 56V55H156ZM170 56V55H169ZM172 56V55H171ZM174 56V55H173ZM172 56V57H173ZM177 56V55H176ZM188 56H185L186 58L188 57ZM212 56V55H211ZM233 56V57H232ZM239 56V55H238ZM14 57H15V55H14ZM28 57H30V56H28ZM87 57V56H86ZM121 57V56H120ZM150 57H151V55H150ZM181 57V59H184L185 60V57L184 58H182ZM197 57H200L199 55L197 56ZM204 57V56H203ZM214 57V56H213ZM230 57L229 58H227V57H225L224 59H230ZM241 57H243V56H241ZM245 57V56H244ZM252 57V56H251ZM40 58H42V57H40ZM58 58H60V57H58ZM65 58V57H64ZM64 58H62V59H60V60H62L63 61V59ZM99 58V57H98ZM106 58V57H105ZM126 58V57H125ZM128 58V57H127ZM135 58V57H134ZM139 58V57H138ZM143 58V57H142ZM152 58V57H151ZM156 58H158V56L156 57ZM162 58V57H161ZM189 58V59H190ZM217 58V57H216ZM216 58H214L216 61H217V59ZM250 58V57H249ZM257 58V57H256ZM263 58V57H262ZM27 59V58H26ZM26 59H24V61L26 62ZM30 59H32V58H30ZM83 59V58H82ZM85 60H86V58H84ZM89 59V58H88ZM110 59V58H109ZM115 59V58H114ZM121 59V58H120ZM132 59V58H131ZM153 59V58H152ZM176 59V58H175ZM175 59H174V61H175ZM201 59H202V57H201ZM212 59V58H211ZM212 60V64H213V61H215V60ZM238 59V58H237ZM247 59V58H246ZM254 59V58H253ZM22 60V59H21ZM41 60V59H40ZM94 60V59H93ZM105 60V59H104ZM107 60V59H106ZM105 60V61H106ZM111 60V59H110ZM122 60V59H121ZM128 60H130V59H128ZM136 60V59H135ZM140 60V59H139ZM146 60V59H145ZM151 60V59H150ZM155 60H157V59H155ZM169 60H170V58H169ZM178 60V59H177ZM183 60V61H184ZM188 59H186V63H188V61H187ZM203 60V59H202ZM207 59H205V61H206ZM210 60V59H209ZM208 60V62L206 63V64H208L209 62H211V61H209ZM250 60V59H249ZM19 61V60H18ZM28 61V60H27ZM31 61V60H30ZM68 61V60H67ZM76 61V60H75ZM74 61V62H75ZM131 61V60H130ZM137 61V60H136ZM158 61V60H157ZM156 61V62H157ZM161 61V60H160ZM164 61H165V59H164ZM191 59H190V64H192L193 63V65H194V63L195 62H197L196 61V59H195V61L194 62H192L191 63ZM219 61L221 62V60L219 59ZM223 61V60H222ZM230 61V60H229ZM228 61V62H229ZM237 61V60H236ZM5 62V61H4ZM22 62V61H21ZM33 62V61H32ZM37 62V61H36ZM35 62V63H36ZM43 62V60L41 61V63ZM81 62V61H80ZM87 62H88V60H87ZM95 62V61H94ZM104 62V61H103ZM181 62V61H180ZM234 60H233V63H232V66H233V64H234ZM241 61L239 60V64H243V62H241ZM246 62V64H247V62H249V61H245ZM251 62H252V64L254 63V62H256V64H259V66L258 65H256L257 67H255V65H253V67H252V64H251V66H250V64L248 65V67L250 66V67H252V69H250V68H248L247 66V70L245 69V70H243V69H241L242 67H244V66H241V68H240V66H239V64H236V65H238V66H236V68H240L239 70H241V71H239L240 73H242V70H243V74H244V72L245 73H249V74H251V75H257L258 74V77L262 74V75H264V64L262 63V66H260V62H263V61H259L258 60V62L255 60V61H252L251 60ZM9 63H10V61H9ZM47 63V62H46ZM88 63H90V62H88ZM88 63H87V66H88ZM127 63V62H126ZM125 63V64H126ZM134 63H136V62H134ZM146 63H147V60H146ZM146 63H145V65H146ZM159 64V66H160V62H158ZM164 63V62H163ZM162 63V64H163ZM171 62H169V63H167V64H169L170 66H171V64H170ZM175 62H173L172 63V65L174 64ZM215 64H216V62H214ZM219 63V62H218ZM217 63V64H218ZM235 63H237V62H235ZM13 64H15V63H13ZM21 64V63H20ZM25 64V63H24ZM33 64V63H32ZM70 64V63H69ZM68 64V65H69ZM75 64V63H74ZM138 64V63H137ZM144 64V63H143ZM147 64H149V63H147ZM177 64H178V61H177ZM185 64V63H184ZM210 64V63H209ZM211 64V65H212ZM222 64V63H221ZM221 64L220 65H217L218 67H220L221 66ZM229 64H231L230 62L229 63H225L224 65L226 66V65H229ZM36 65V64H35ZM99 65V64H98ZM115 65V64H114ZM121 65V64H120ZM140 65H142L141 64V62H140ZM156 65V64H155ZM182 65V64H181ZM197 65V64H196ZM200 65H202V64H200ZM223 65V64H222ZM11 66V65H10ZM17 66V65H16ZM26 66V65H25ZM58 66V65H57ZM65 66V65H64ZM73 66V65H72ZM77 66H79V64L77 65ZM109 66V65H108ZM122 66V65H121ZM133 66V65H132ZM131 66V67H132ZM154 66V65H153ZM165 66H168V65H166L165 64ZM192 66V65H191ZM198 66V65H197ZM213 66H215V65H213ZM217 66H216V68H217ZM235 66V65H234ZM22 67V66H21ZM34 67V66H33ZM48 66H47V64H46V66H45V68H47ZM85 67V66H84ZM88 67H91V66H88ZM87 67V68H88ZM93 67V66H92ZM112 67V66H111ZM115 67H116V69H117V66L115 65ZM162 67V66H161ZM186 67H187V64H186ZM199 67H201V66H199ZM229 68L231 67V66H228ZM227 67V68H228ZM14 68V67H13ZM28 68V67H27ZM49 68H50V66H49ZM69 68H71V66L69 67ZM73 68H75V67H73ZM83 68V67H82ZM109 69H110V66L108 67ZM127 68H129V65H127ZM126 68V69H127ZM134 68V67H133ZM155 68H156V66H155ZM165 68V67H164ZM204 68V67H203ZM236 68H233V69H231L232 71H234V69H235V73H236V75H238V73H237V71H238V69L236 70ZM33 69V68H32ZM80 69V68H79ZM92 69V68H91ZM95 69V68H94ZM108 69V70H109ZM139 69V68H138ZM143 71H144V66H143ZM160 69V68H159ZM192 69H193V67H192ZM198 69H200L201 70V68H198ZM205 69V68H204ZM208 69V68H207ZM213 69V68H212ZM220 69V68H219ZM10 70V69H9ZM18 70V69H17ZM25 70V69H24ZM23 70V71H24ZM39 70V69H38ZM37 70V71H38ZM40 70H42V69H40ZM44 70V69H43ZM87 70V69H86ZM93 70V69H92ZM113 70V69H112ZM115 70V69H114ZM114 70H113V72H114ZM119 70H120V68H119ZM161 70V69H160ZM165 69H163L162 71H164ZM167 70V69H166ZM194 70V69H193ZM195 70H197V69H195ZM199 70V71H200ZM203 70V69H202ZM198 71L197 70V72L200 74V76L199 77H197V76H191V74L189 75V76H191V77H193V79H192V83L190 82V83H188V81H186V80H189V79H186V78H184L185 77V75H186V77L188 76V74H185L184 75V77H182L183 79H182V85L185 83L186 84V82L188 83V84H193L194 85V87L195 86H197V88H204V87H206V89H207V86H209L212 82H211V80L213 79L214 81H216V80H220L221 79V77L223 78V75H224V73H223V75L219 78H216L215 77V79L213 78V77H210V78H212L211 80H210V82L211 83H209L208 82V80L204 77V75H205V73H203V71ZM216 70V69H215ZM226 70H228V69H226ZM13 71V70H12ZM22 71V72H23ZM35 71V70H34ZM71 71H72V69H71ZM70 71V72H71ZM89 71V70H88ZM94 71V70H93ZM100 71V70H99ZM102 71V70H101ZM117 71V70H116ZM127 71V70H126ZM128 71L130 72V70L128 69ZM153 71V70H152ZM168 71H169V69H168ZM187 71H188V69H187ZM186 71V72H187ZM205 71V70H204ZM217 71H220V70H217ZM217 71H215V72H217ZM229 71H230V69H229ZM229 71H228V74H229ZM1 72V71H0ZM15 72H16V69H15ZM14 72V73H15ZM19 72V71H18ZM31 70H30V72H29V74H31ZM42 72V71H41ZM50 72V71H49ZM54 72H56V71H54ZM77 72V71H76ZM75 72V73H76ZM95 72V71H94ZM98 72V71H97ZM104 73H105V71H103ZM124 72V71H123ZM136 72V71H135ZM148 72H150L149 70H148ZM160 72V71H159ZM166 71H164V73H165ZM171 72H174V71H172L171 70ZM194 72V71H193ZM206 72V71H205ZM209 72V71H208ZM210 72H212V71H210ZM231 72V71H230ZM44 73V72H43ZM42 73V74H43ZM79 73V72H78ZM100 73V72H99ZM119 73V72H118ZM133 73V72H132ZM137 73L138 72H136L135 74L137 75ZM147 73V71H145V75H147V77L149 78V76H150V74L148 75V73ZM150 73H152V72H150ZM162 73V72H161ZM160 73V74H161ZM178 73V72H177ZM176 72H175V74H177ZM182 73V75H183V72H181ZM181 73H178V75L180 74L181 75ZM222 73V72H221ZM226 73V72H225ZM3 74H5V73H3ZM18 74V73H17ZM21 74V73H20ZM50 74V73H49ZM107 74V73H106ZM114 74V73H113ZM116 74V73H115ZM131 74V73H130ZM129 74V75H130ZM153 74V73H152ZM197 74V73H196ZM198 74V75H199ZM213 74V73H212ZM212 74H211V76H212ZM231 74H233L232 72L227 76V73H226V75L224 76V78L226 79V77L228 78L229 77V79L228 80H230V79H232V82L235 84V86L234 87H232V89H231V91H229L228 89H226V91L228 92V93H226L225 92V90H224V92H223V90H220V87H218V86H216V84H217V81H216V83L214 84V83H212L208 88H210V90L208 89V94H209V98H211V100H216V104L218 103V105L219 106H229L230 105V107H232L233 109H235L236 111H238V114H236V113H228V114H230L229 116H228V114L227 115H225L227 118H229V119H232V120H237L238 121V123H239V126L241 127H239L238 126V128L240 129V130H236L237 132L234 134V138L235 137H240L242 134L243 135H247V136H249V138L250 137H253L254 136V133H255V131H257V129H260V127H261V129H264V121H262V120H264V95H262L261 93H259V91H261L260 90V88H258V87H256V86H254V84L255 83H253V84H251L252 82V80L250 79V77H245L244 79L245 80H249L250 82L247 84V86L246 85H244V86H246L245 88L246 89H237L236 90V88L238 87H236V85H238L237 83H238V79H239V81H240V78L238 77V76H233L232 75V77H231ZM242 74V77H244V75ZM246 74V75H247ZM260 74V75H259ZM1 75V74H0ZM32 75H33V72H32ZM39 75V74H38ZM55 75V74H54ZM79 75V74H78ZM77 75V76H78ZM88 75H89V73H88ZM95 75V74H94ZM102 75V74H101ZM107 75H109L110 76V74H107ZM126 75V74H125ZM124 75V76H125ZM127 75H128V73H127ZM133 75V74H132ZM179 75V76H180ZM193 75V74H192ZM241 75V74H240ZM239 75V76H240ZM245 75V76H246ZM16 76V75H15ZM45 76V75H44ZM65 76H68V75H66V73H65ZM92 76V75H91ZM106 76V75H105ZM113 76V75H112ZM155 76H157V75H154L153 74V80L154 79H157V78H154ZM159 76V75H158ZM165 76V75H164ZM216 76V75H215ZM217 76H219L218 75V73H217ZM2 77H5V76H2ZM7 77V76H6ZM25 77H27V76H25ZM40 77H43V76H41L40 75ZM56 77H57V75H56ZM58 77H60V76H58ZM133 77V76H132ZM138 77V76H137ZM174 77V76H173ZM21 78H23V76L21 77ZM38 78V77H37ZM36 78V79H37ZM73 78V77H72ZM75 78V77H74ZM83 78V77H82ZM120 78H121V76H120ZM128 78V77H127ZM126 78V79H127ZM129 78H131V76L129 77ZM158 78H160V77H158ZM165 78V77H164ZM169 78V77H168ZM167 78V79H168ZM175 78V77H174ZM173 78V79H174ZM209 78V77H208ZM224 78H223V80H221V81H218V83H224L223 81H226V80H224ZM255 78V77H254ZM11 79V78H10ZM15 79V78H14ZM44 80H45V77L43 78ZM50 79H52L51 77H50ZM49 79V80H50ZM97 79V78H96ZM103 79V78H102ZM132 79V78H131ZM135 79V78H134ZM162 79V78H161ZM180 79V78H179ZM2 80V79H1ZM7 80V79H6ZM15 80H17V79H15ZM21 80V79H20ZM38 80V79H37ZM55 80V79H54ZM62 80H64V79H62ZM73 80H75V79H73ZM72 80V81H73ZM98 80H100V78L98 79ZM104 80V79H103ZM133 80V79H132ZM132 80H130L131 81V83H130V86H127L126 85V89H124V90H122V92H121V96H118V97H120L119 99L120 100H118L119 101V104H118V109L119 110H117V113L116 114H113L114 115V118L112 119L113 121H112V123H110V125L111 126H114L116 123H118V122H121L122 123V121L123 122H127V121H131V122H135V120H139V118H142V116H141V114L139 113V112H137L136 110H135V107L134 108H132V109H130V107L128 108L126 105H128V103L127 102H129V105L130 104H133L132 102H134L135 103V106H136V104H139V106L140 105H142V106H144V107H149V103H150V101H149V99L148 98H144L146 101L145 102H143V97H140L139 95H137V93L136 92H134L135 91V88H133L135 85L133 84L134 82L132 81ZM149 80V79H148ZM164 80H166V78L164 79ZM181 80V79H180ZM227 80V81H228ZM24 81V80H23ZM27 81H28V79H27ZM48 81V80H47ZM59 81H60V79H59ZM67 81V80H66ZM70 81V80H69ZM80 81V80H79ZM94 81H95V78H94ZM105 81V80H104ZM107 81V80H106ZM108 81H110V80H108ZM107 81V82H108ZM126 81V80H125ZM130 81H128V82H130ZM135 81H137V79H135ZM144 81H146V80H144ZM143 81V83H145ZM157 81H159V83H160V79L159 80H157ZM162 81H163V79H162ZM162 81H161V83H162ZM169 81H171V79L169 80ZM190 81V80H189ZM226 81V82H227ZM231 81V80H230ZM264 81V80H263ZM12 82H14L13 84H15L16 82L15 81H12ZM25 82V81H24ZM29 82V81H28ZM27 82V83H28ZM57 82V81H56ZM75 82V81H74ZM78 82V81H77ZM76 82V83H77ZM96 83H97V81H95ZM99 82V81H98ZM148 82V81H147ZM151 82V81H150ZM165 82V81H164ZM172 82V81H171ZM174 82H176L177 83V81H174ZM232 82H230V83H232ZM48 83V82H47ZM65 83V82H64ZM76 83H73V84H76ZM89 83V82H88ZM87 83V84H88ZM92 83V82H91ZM102 83V82H101ZM100 83V84H101ZM115 83V82H114ZM124 83V82H123ZM137 83V82H136ZM141 83V79L139 80V83H137V84H140ZM142 83V85H143V93H150L151 91H148V89L150 88L151 90H153V88L152 87H147L145 84H143ZM229 83V84H230ZM232 83V84H233ZM240 83V82H239ZM242 83V82H241ZM259 83H261V82H259ZM10 84V83H9ZM18 84H19V81H18ZM17 84V85H18ZM24 84V83H23ZM29 84H31V81H30V83ZM38 84V83H37ZM50 84H51V82H50ZM57 84H60V83H57ZM61 84H63V82L61 83ZM60 84V85H61ZM146 84H148V83H146ZM164 83H162V85H163ZM166 84H168L167 82H166ZM175 83H173L172 85H174ZM178 84H180V83H177V85ZM180 84V85H181ZM228 84V83H227ZM258 84V83H257ZM262 84V83H261ZM16 85V84H15ZM32 85V84H31ZM31 85H29V86H31ZM46 85V84H45ZM56 85V84H55ZM66 85V84H65ZM81 84H79V86H80ZM84 84H82V86H83ZM102 85V84H101ZM115 85V84H114ZM118 85V84H117ZM132 85H134V86H132ZM142 85H140V87L142 86ZM145 85V86H144ZM154 85V84H153ZM187 85V84H186ZM258 85H260V84H258ZM20 86V85H19ZM18 86V87H19ZM28 86V85H27ZM26 86V87H27ZM28 86V88H30ZM47 86V85H46ZM51 86V85H50ZM91 86V85H90ZM93 86V85H92ZM108 86H110V85H108ZM124 86V85H123ZM149 86H151V84L149 83ZM156 86V85H155ZM155 86H154V88H155ZM176 86V85H175ZM174 86V87H175ZM198 86H201V87H198ZM204 86V87H203ZM222 86V85H221ZM225 85H223V87H224ZM263 86V85H262ZM2 87V86H1ZM23 87V86H22ZM35 87H36V85H35ZM65 87H67V86H65ZM85 87H89L88 85L87 86H85ZM105 87H107V86H104L103 88H102V86H101V88L102 89H104ZM111 87H113V85L111 86ZM111 87H109V88H107V89H110ZM116 87H118V86H116ZM120 87V86H119ZM158 87V86H157ZM172 87V86H171ZM185 87V86H184ZM183 87V88H184ZM217 87L219 88V89H217ZM242 87V86H241ZM15 88V87H14ZM44 89H45V87H43ZM42 88V89H43ZM57 88V87H56ZM62 88H64V87H62ZM77 88H79L78 86H77ZM92 88V87H91ZM115 88V87H114ZM123 88H125V87H123ZM182 88V87H181ZM196 88V87H195ZM5 89V88H4ZM38 89V88H37ZM36 88L34 89V90H37ZM48 89V88H47ZM59 89V88H58ZM72 89H73V87H72ZM80 89V88H79ZM112 90H113V88H111ZM109 90V91H111L112 92V90ZM117 89V88H116ZM156 89H158V88H155L154 90H156ZM224 89V88H223ZM6 91H8V89H5ZM16 90V89H15ZM18 90V89H17ZM25 90V89H24ZM28 90V89H27ZM30 90H32V89H30ZM29 90V91H30ZM39 90V89H38ZM41 90V89H40ZM63 90V89H62ZM67 90V89H66ZM65 90V91H66ZM105 90V89H104ZM103 90V91H104ZM196 90H198V89H196ZM196 90H193L194 92L196 91ZM13 91V90H12ZM12 91L10 90V92L12 93ZM19 91H20V89H19ZM55 91V90H54ZM59 91V90H58ZM69 91V90H68ZM67 91V92H68ZM71 91V90H70ZM97 91H99V90H97ZM116 91V90H115ZM114 91V92H115ZM138 91V90H137ZM161 91V90H160ZM174 91V90H173ZM0 92H1V90H0ZM3 92V91H2ZM5 92V91H4ZM32 92V91H31ZM45 92H46V89H45ZM72 92V91H71ZM82 92V91H81ZM87 92V91H86ZM91 92V91H90ZM92 92H93V90H92ZM102 92V91H101ZM105 92V91H104ZM110 92V93H111ZM113 92V93H114ZM117 92H119L118 90L115 92V93H117ZM156 92V94H158V92L159 91H155ZM164 92H167V91H164ZM201 92V91H200ZM11 93H9L8 95L9 96H11L12 98H14L13 97V95H11ZM20 93L22 94V92L20 91ZM66 92H64V95H66L65 94ZM95 93V92H94ZM120 93V92H119ZM152 93H154V92H152ZM174 93V92H173ZM173 93H170V94H173ZM181 93V92H180ZM189 93V92H188ZM188 93H186L185 95L189 98V96H188ZM191 93V92H190ZM2 94V93H1ZM14 94V93H13ZM40 94V93H39ZM43 94V93H42ZM79 94V93H78ZM86 94V97L88 96L87 95V93H85ZM97 94V93H96ZM96 94H92L93 96H95V97H93V98H96L95 99V101H94V103L92 104V103H90L91 105L90 106H88L87 105V112H98L99 110V108H101L100 107V105H101V103L102 102H104V104H106L105 103V99L103 98V96H101V95H96ZM98 94H100V93H98ZM105 94V93H104ZM103 94V95H104ZM160 94H161V92H160ZM194 94H196V93H194ZM199 94V91H198V93H197V97L198 96H201V99H202V102L203 101H205V99H203V95L205 96V94H203V95H198ZM202 94V93H201ZM207 94V93H206ZM264 94V93H263ZM7 95V94H6ZM8 95L6 96V97H8ZM16 94H14V96H15ZM23 95V94H22ZM36 95H37V93H36ZM48 95V94H47ZM46 95V96H47ZM50 95V94H49ZM48 95V96H49ZM63 95V96H64ZM72 95V94H71ZM116 95V94H115ZM148 95V94H147ZM173 95H175V94H173ZM179 95V94H178ZM178 95H176V96H178ZM181 95V94H180ZM190 95H192V93L190 94ZM260 95H262V96H260ZM3 96V95H2ZM17 96V95H16ZM30 96V95H29ZM34 96V95H33ZM53 96V95H52ZM111 96H113V95H111ZM142 96V95H141ZM152 96V95H151ZM155 96V95H154ZM153 96V97H154ZM164 96V95H163ZM22 97V96H21ZM56 97V96H55ZM61 97V96H60ZM64 97H67V96H64ZM70 97V96H69ZM76 97V95L73 97V99ZM104 97H105V95H104ZM146 97V96H145ZM183 97V96H182ZM185 97V96H184ZM187 97H185L184 99H185V101H186V99L187 100H189V99H194V97L192 98V96H190L191 98H187ZM207 97V96H206ZM222 97H224V100L222 101ZM260 97L262 98V99H260ZM0 98H1V95H0ZM18 98V97H17ZM91 98V97H90ZM106 99H107V97H105ZM115 98H117V97H115ZM152 98V97H151ZM169 98V97H168ZM171 98H173V96L171 97ZM177 98V97H176ZM179 98V97H178ZM219 98H221V99H219ZM11 99V98H10ZM39 99H42V98H37V100H36V103H38V100ZM50 99V98H49ZM87 99V98H86ZM148 99V100H147ZM154 99V98H153ZM159 99H161V98H159ZM163 99V98H162ZM165 99V98H164ZM163 99V100H164ZM200 99V98H199ZM217 99H219L218 101H217ZM7 100V99H6ZM12 100V99H11ZM28 100H29V98H28ZM31 100V99H30ZM44 100V99H43ZM42 100V101H43ZM62 99L60 98V101H61ZM71 100V99H70ZM79 101H80V99H78ZM109 100V99H108ZM162 100V101H163ZM168 100V102H169V99H167ZM171 100V99H170ZM258 100V101H257ZM2 101H4V97H3V99H2ZM1 101V102H2ZM8 101H9V99H8ZM19 101V100H18ZM18 101H17V103H18ZM21 101H22V99H21ZM50 101V100H49ZM56 101H57V98H56ZM67 101H69V98H67ZM182 101V100H181ZM190 101V100H189ZM200 101V100H199ZM260 102V101H262V103L260 104V105H258V106H256L257 104L255 103V102ZM20 102V101H19ZM32 102V101H31ZM46 102V101H45ZM58 102V101H57ZM72 102V101H71ZM75 102V101H74ZM73 102V103H74ZM90 102H91V99H90ZM131 102V103H130ZM167 101H165V103H166ZM201 102V103H202ZM206 102V101H205ZM203 103V104H205V105H209L207 102L206 103ZM212 102V101H211ZM250 102V103H249ZM6 103V102H5ZM11 102L9 101V103L8 104H10ZM40 103H42V102H40ZM51 103H52V101H51ZM65 103V102H64ZM80 103H82V102H80ZM110 103V102H109ZM125 103H127V104H125ZM164 103V102H163ZM174 103V102H173ZM214 103V102H213ZM255 103V104H254ZM1 104V103H0ZM3 104V103H2ZM8 104H6V106H8ZM12 104V103H11ZM22 103H19V105H21ZM34 104V103H33ZM52 104H55V103H52ZM59 104H60V102H59ZM87 104V103H86ZM203 104H202V107H203ZM4 105V104H3ZM23 105H24V102H23ZM27 104H25V106H26ZM36 105V104H35ZM34 105V106H35ZM56 105H58V104H56ZM56 105H54V106H56ZM76 105H77V103H76ZM75 105V106H76ZM114 105V104H113ZM128 105V106H129ZM151 105H153L152 103H151ZM150 105V106H151ZM4 107V109H2L3 107H1L0 109V116L2 117L3 116V113L5 112V108H7V107ZM10 106V105H9ZM12 106V105H11ZM14 106H15V104H14ZM25 106H21V107H24L25 108ZM31 106V110H32V108L34 107H32V105H30ZM30 106H29V109H30ZM48 106V104L46 105V107ZM63 106H64V104H63ZM70 106H71V104H70ZM78 106V105H77ZM76 106V107H77ZM141 106V107H142ZM166 106H168V105H166ZM201 106V105H200ZM219 106H217V105H215V106H212L213 108H209V109H212V110H209V109H207V110H209V112H206V113H209V115H207L206 113V115H207V117L205 116L204 118H202V116H200V112L198 113L199 114V116L197 115V113H196V115H193V113L195 114V111H192V109L190 110L191 112H190V114L192 113V116L191 115H187L188 116V118L189 117H191V120H192V122L189 120V124L188 125H183L184 126V128H180V129H175V128H173L174 129V131L171 129V127H169V129H171L170 131H165V129H163L164 131H162V130H157V128L155 127V122H157L156 121V118H155V116L153 117V116H149V113H147V112H145V111H143L144 113H143V120H144V124H141V126H140V129H139V135L140 134H143V136H144V138L146 137L147 138V140H148V144H150V147L148 148V150L146 149V155H145V153H143L142 154V152H140L138 149H142V148H139L140 146L142 147V145H139L140 144V142H142V143H144L145 142V140H146V138L145 139H141V140H144V141H141V140H139L140 142H138L137 141V144L134 146V147H131V146H120V149H119V154H118V157H121V158H123L122 160H123V163H120V162H118L117 164H115L116 162H113L114 163V165H109V162H107V165H106V163H105V161H104V163H105V165H102V167H103V169H102V178H103V181H104V183L106 182V181H108L109 179H111V177L113 176V175H116V174H118V173H122L123 171H130L131 170V165H134V163H135V161H138V156H139V153L141 154V155H145L144 157H146V159H155V160H157V159H159L161 156H162V153L164 152V147H166V146H164L165 144H166V142H168V141H170L171 142V144L172 143H175L174 145H176V147L173 149V147H168V148H170L171 150L169 151V149H167V152L169 153V154H171V156L170 157H172L173 158V160L175 159V160H180V159H182V160H185V159H188V158H190V157H192L191 155H189L187 152H189L188 150H187V148L190 146V147H196V148H199L200 149V147L201 148H203V146L206 144V143H209L210 145H211V148H213V147H216L217 148V146H215V144H214V142H216V140L218 141V139H219V141H221V139H229V135H228V132H233L232 131V128H231V130L229 131V127H228V130L227 129H225V130H227L228 132H223V130L222 131H219L220 130V127L222 126V129L223 128H225L226 127V125L228 124V126L230 125V121L229 122H226V125H225V117L223 118L220 114H219ZM26 107H28V105L26 106ZM36 107H37V105H36ZM50 107H51V105H50ZM69 107V106H68ZM74 107V106H73ZM82 108L84 107V105L83 106H81ZM107 107H108V104H107ZM111 107V106H110ZM10 108V107H9ZM8 108V109H9ZM13 108V107H12ZM15 108V107H14ZM13 108V109H14ZM40 107H38L37 109L39 110V111H41L40 109H39ZM70 108V107H69ZM68 108V109H69ZM72 108V107H71ZM70 108V109H71ZM79 106L77 107V108H75V110H71V111H74V113L76 114V112H78L79 111ZM152 108V110H154L153 109V107H151ZM150 108V109H151ZM7 109V110H8ZM43 109V108H42ZM55 109H57V108H55ZM61 108H59V109H57L58 111L60 110ZM69 109V110H70ZM76 109H78L77 111H76ZM117 109V108H116ZM144 109V108H143ZM149 109V108H148ZM203 109V108H202ZM205 109V108H204ZM225 109H227V107H225ZM3 110H4V112H3ZM6 110V113H8V111ZM15 110H17V108H15ZM28 110V109H27ZM34 111H35V109H33ZM44 111H45V109H43ZM52 110H54V109H52ZM83 110V109H82ZM81 110V111H82ZM10 111V110H9ZM13 111V110H12ZM17 111H19V110H17ZM29 111V110H28ZM43 111V112H44ZM61 111H64V112H66V113H68L67 111H65L63 108H62V110ZM61 111H60V113H61ZM165 111V110H164ZM201 111V110H200ZM203 111H205V110H203ZM225 111V113H226V110H223L222 112H224ZM20 112H21V110H20ZM37 112V111H36ZM43 112H42V114H43ZM56 112V111H55ZM151 112V111H150ZM157 112V111H156ZM170 112V111H169ZM228 112V111H227ZM13 113H15V111L13 112ZM29 113V112H28ZM38 113V112H37ZM51 113H53L52 111H51ZM58 112H56L55 114H57ZM70 113V112H69ZM79 113H81V112H79ZM155 113V111L153 112V114ZM163 113H165V115H164V117L167 115V113L166 112H162V114ZM181 113V112H180ZM224 113V114H225ZM5 114V113H4ZM10 114V113H9ZM16 114V113H15ZM19 114V113H18ZM54 114V115H55ZM73 114V113H72ZM91 114V113H90ZM178 114V113H177ZM177 114H175L176 116H177ZM188 114V113H187ZM26 115V114H25ZM28 115V114H27ZM34 115V114H33ZM46 115V114H45ZM60 115V114H59ZM61 115H64V114H61ZM85 115H89V113H87V114H85ZM160 115V114H159ZM204 115V114H203ZM223 115V114H222ZM12 116V115H11ZM32 116V115H31ZM73 116H74V114H73ZM76 116V115H75ZM83 116H84V113H83ZM185 116V115H184ZM7 117H9V116H7ZM29 117V116H28ZM59 116H57V118H58ZM87 117V116H86ZM169 117H171V116H169V114L164 118L165 120L164 121H166V119H168ZM180 117H182V116H180ZM179 117V118H180ZM4 118H6V117H4ZM3 118V119H4ZM19 118H21V117H19ZM78 118V117H77ZM162 118V117H161ZM160 118V119H161ZM174 118H175V116H174ZM55 119V118H54ZM53 119V120H54ZM79 119V118H78ZM82 119V118H81ZM92 119V118H91ZM159 119V118H158ZM181 119H184L183 117L181 118ZM5 120V119H4ZM17 120H19V119H17ZM35 120V119H34ZM50 120V119H49ZM85 120V119H84ZM89 120V119H88ZM93 120V119H92ZM169 121H171V120H173V121H171L172 123L174 122L175 124L177 123V125H180V120L179 119H177L176 120V118H175V120L176 121H174V119H172V117H171V120L170 119H168ZM255 120H257V122H258V120L260 121H262L263 122V124L262 125H258L257 124V126L255 127H252V125H253V122H255ZM10 121V120H9ZM22 121V120H21ZM25 121V120H24ZM45 121V120H44ZM52 121V120H51ZM61 121V120H60ZM83 121V120H82ZM182 121V120H181ZM14 122H15V120H14ZM40 122V121H39ZM55 122H58V121H56L55 120ZM179 122V123H178ZM184 122V121H183ZM17 123V122H16ZM42 123V122H41ZM45 123V122H44ZM46 123H48V122H46ZM158 123V122H157ZM173 123V124H174ZM186 123V122H185ZM237 123V122H236ZM20 124H22V123H20ZM33 124H34V122H33ZM52 124V123H51ZM83 124H84V122H83ZM88 124V123H87ZM87 124H84L83 126H81L80 128H79V130L80 131H82V133L85 135L86 134V132H85V130L83 131V129L84 128H86V126H87ZM135 124V123H134ZM233 124V123H232ZM235 124V123H234ZM255 124V123H254ZM12 125L13 124H11V128L9 127V128H7V126H5L6 128L4 129L5 131H2V130H0V134L3 136V133L2 132H13V134L14 133H16L17 132V130L18 129H16L15 127H12ZM16 125V124H15ZM18 125V127L17 128H19V126L22 128V129H24V130H22L21 128H19V129H21V131L20 130H18L19 132H22V131H24V132H26L27 134H28V136L29 135H31V137H32V135H34V136H41L42 134L44 135V134H47L48 133V131H50V130H48L49 128L48 127H46V128H44L45 126V124L43 125V124H41L42 126H44L43 127V129H41L39 126H37L36 125V123H35V125H32L31 124V122H29V125H26V121H25V125H19V124H17ZM16 125V126H17ZM92 125V128H91V132L93 133V134H96V133H98V132H100V130H101V123H99V121L98 122H96V121H94V125L93 124H91ZM105 125V124H104ZM110 125H109V127H110ZM52 126V125H51ZM73 126V125H72ZM106 127H107V125H105ZM243 126V127H242ZM2 127V126H1ZM54 127V128H53ZM52 128L54 129V131H55V125L53 126ZM65 127V126H64ZM64 127L62 128L63 130H64ZM66 127H67V125H66ZM180 127V126H179ZM218 127H219V129H218ZM234 127V126H233ZM4 128V127H3ZM68 128V127H67ZM89 128V127H88ZM112 128V127H111ZM177 128V127H176ZM237 128V129H238ZM51 129V128H50ZM57 129V128H56ZM62 129H60V130H62ZM72 129V128H71ZM117 129V128H116ZM168 129V130H169ZM234 129V128H233ZM52 130V129H51ZM89 130H90V128H89ZM115 130V129H114ZM66 131V133H67V130H65ZM71 131V130H70ZM72 131H73V129H72ZM128 131V130H127ZM24 132H22V134H25ZM78 132V131H77ZM85 132V133H84ZM258 132V131H257ZM50 133H51V131H50ZM50 133H49V135H50ZM59 133V132H58ZM65 133V132H64ZM73 133V132H72ZM79 133V132H78ZM115 133V132H114ZM118 133V132H117ZM21 134V133H20ZM80 134H81V132H80ZM129 134V133H128ZM233 134V133H232ZM0 135V136H1ZM10 135H12V134H10ZM66 135H68V134H66ZM84 135H82V136H84ZM97 135V134H96ZM108 135V134H107ZM113 135V134H112ZM120 135V134H119ZM118 135V136H119ZM133 135V134H132ZM150 135V136H149ZM14 136H15V134H14ZM20 136V135H19ZM25 136V142H24V144H20V145H18V147H20L21 148V151H22V149H24V151L25 150H28L29 152L30 151H38V153L40 154L37 158H38V160H36L35 158V160L37 161V163H38V165H45V166H48V165H53V166H55V163H59V161L58 162H55V154H54V152H59V155L60 154H62V155H66V157H67V155L70 157L71 155H70V153L72 152H74V151H78L79 152V150H84L85 149V140L84 141H80V140H78L79 142L78 143H76L75 145L74 144H70V142H73V141H69L70 139L68 138V140L67 141H64L63 142V145H60L62 148H61V150L60 151H62V152H60V151H54V147H53V145L51 146L50 145V149H49V143H51L52 142V140L53 139H51V142L49 141L48 142V146H46L47 144H45V145H40V143L38 142V144H36V142H33V140H31V138H26L27 137V135H24ZM33 136V137H34ZM55 136V135H54ZM77 136V135H76ZM86 136V135H85ZM95 136V135H94ZM122 136V135H121ZM141 136V135H140ZM32 137V138H33ZM58 137V136H57ZM60 137V136H59ZM78 137V136H77ZM105 137V136H104ZM103 137V138H104ZM124 137H126V136H124ZM150 137V138H149ZM1 138V137H0ZM65 138V135L63 136V138H61V139H64ZM106 138V137H105ZM137 138V137H136ZM241 138V137H240ZM247 138V137H246ZM22 139V138H21ZM55 139V138H54ZM60 138H58L57 139V141H60L61 140ZM67 139V138H66ZM84 139V138H83ZM86 139V138H85ZM89 139V138H88ZM119 139V138H118ZM135 139V138H134ZM134 139H132V140H134ZM36 140V139H35ZM76 141H77V139H75ZM117 139L115 138V136H110V138H109V140H108V142H107V144H101V142H100V145H99V158L101 159V161L102 160H104V159H106V158H108V156H109V152H111L110 151V149L112 150V147L114 148V146H116V144H118L117 143V141H116ZM146 140V141H147ZM229 140H231V139H229ZM233 140V139H232ZM21 141V140H20ZM57 141H56V143H57ZM88 142H89V144H90V146L92 145L91 144V142H90V140H87ZM86 141V142H87ZM96 141V140H95ZM106 141H107V139H106ZM1 142V141H0ZM62 142V141H61ZM87 142V143H88ZM222 142V141H221ZM224 142V141H223ZM229 142H231V141H229ZM56 143H54L55 145H57ZM93 143H94V141H93ZM123 143V142H122ZM131 143V142H130ZM181 144V146L180 145H178V144ZM218 143V142H217ZM217 143H216V145H217ZM146 144V143H145ZM208 144V145H209ZM17 145V144H16ZM144 145V144H143ZM89 146V147H90ZM145 146V145H144ZM143 146V148L145 149V147ZM171 146V145H170ZM184 146V148L183 149H181L180 147H183ZM13 147H15V146H13ZM56 147V146H55ZM189 147V148H190ZM53 150H52V149ZM93 148H94V145H93ZM167 148V147H166ZM219 148V147H218ZM57 149V148H56ZM89 149V148H88ZM215 149V148H214ZM1 150V149H0ZM18 150H20V149H18ZM18 150L16 149V151L18 152ZM94 150V149H93ZM114 150V149H113ZM112 150V151H113ZM213 150V149H212ZM35 151V152H36ZM214 151V150H213ZM216 151V150H215ZM218 151H219V149H218ZM10 152V151H9ZM23 152V151H22ZM92 152H94V151H92ZM98 152V151H97ZM236 151H234V153H232V157L230 156L229 158H228V156L230 155L229 153V155L228 156H226L227 158H222V157H220V158H215L214 160H212L213 161V163H215V164H217L218 166H219V164H220V166H221V164H222V166H224L226 163H227V168H228V171H231V172H238V170H240V166L242 167V162H241V165L239 166V162L240 161H242L241 160V158H239V157H237V158H239L240 160L237 162V161H235V163L233 164L232 163V160H236L237 158H236V153H235ZM244 152V151H243ZM25 153V152H24ZM23 153V154H24ZM225 153H226V151H225ZM244 153H246V152H244ZM22 154V155H23ZM78 154V153H77ZM82 154H84V153H82ZM86 154V153H85ZM92 154V153H91ZM22 155H21V157H22ZM224 156H225V154H223ZM238 155V154H237ZM246 155H248V154H246ZM58 156V155H57ZM75 156V155H74ZM92 156V155H91ZM218 156H220L219 154H218ZM110 157V156H109ZM140 157V156H139ZM142 157V156H141ZM168 158H169V156H168ZM195 158V157H194ZM250 158V157H249ZM22 159H23V157H22ZM21 158H16V156L15 157H8V159H6V162H4V163H2V164H0V170L2 171V172H5L6 170L8 171V170H14L13 172H15V170L20 166V168L22 167L21 165H23V163H22V160ZM79 159V158H78ZM259 159H261L260 158V155L258 154V153H256L255 155H254V158L252 159V160H248V163H247V166H248V169H249V171H250V173L248 172V171H245V174H246V172H248L247 174H250L251 175V177H253V178H256V176L255 175H257V171L259 170V169H262V166H261V168L259 167L260 165H259ZM24 160V159H23ZM28 160H33L32 158L31 159H28ZM35 160H34V163H35ZM57 160H58V158H57ZM56 160V161H57ZM59 160H61V159H59ZM111 160V159H110ZM169 160H171V161H173L172 159H169ZM201 160V159H200ZM246 160V161H247ZM263 160V159H262ZM80 161L82 162L83 160H81V159H79V161L77 162L78 164L75 166L74 164L71 166V167H75L74 168V170L71 172V176H78L79 178L81 177V176H79L80 174H81V167H83V165H81V163H80ZM113 161H114V159H113ZM116 161H119V158H118V160H116ZM188 161V160H187ZM186 161V162H187ZM201 161H203V160H201ZM29 162V161H28ZM27 162V163H28ZM33 162V161H32ZM85 162V161H84ZM103 162V161H102ZM112 162V161H111ZM244 162V161H243ZM25 163V162H24ZM36 163V164H37ZM98 163H99V161H98ZM192 163V162H191ZM195 163V164H194ZM199 163V162H198ZM29 164V168H32V165H30V163H28ZM32 164V163H31ZM76 164V163H75ZM136 164V163H135ZM188 164H189V161H188ZM244 164H245V162H244ZM25 165V164H24ZM43 165V166H44ZM101 165V164H100ZM200 165V166H199ZM199 165H196V162L195 161H193V164H191L190 166H185L186 168H181V170H179V169H172V170H165V172L163 171V169H162V171H163V173L161 174L159 171V175H158V178L155 176L156 174H158V172L155 174V175H153L154 174V172H153V174L151 175L150 173V175L149 176H145L144 174V176H140L139 178L137 177H133L135 180H134V182L132 181L131 183L129 182V183H126V184H124L125 186V190L127 189V191H128V189L131 191V189H130V185L132 184V183H136L137 185H138V187L140 186L141 187V191H140V188H138L137 186H136V188H137V190L136 189H134V191L136 190V193H138L137 191H140V192H142L143 190H144V188L146 187H149L150 185L153 187H155V186H163V185H165V186H167L166 187V189H168L169 190V192L170 191H173V190H176V189H178V187L181 185V184H183L185 181H187L188 179H189V177H191V175L193 174V173H195L197 170H199V171H202L203 172V170H205V166H204V164L203 163H201V164H199ZM216 165V166H217ZM37 166V165H36ZM57 166V165H56ZM62 166H63V164H62ZM136 166V165H135ZM28 167V166H27ZM37 167H39V166H37ZM49 167V166H48ZM48 167H46L45 169H47ZM224 167H226V166H224ZM259 167V168H258ZM58 168H59V166H58ZM68 168V167H67ZM84 169L86 168V167H83ZM179 168H180V166H179ZM200 168L201 169H203V170H200ZM220 168V167H219ZM33 169H34V167H33ZM40 169H41V167H40ZM42 169H44V168H42ZM50 169L52 170L53 169V167L51 166L50 167ZM65 169V168H64ZM69 169V168H68ZM71 169V168H70ZM135 169V168H134ZM133 169V170H134ZM209 169V168H208ZM216 169H217V167H216ZM243 169V167L241 168V170ZM31 169H29V171H30ZM39 169H36L35 168V170H34V174L36 173H39V171H38ZM61 170V169H60ZM86 170V169H85ZM84 170V171H85ZM214 170V169H213ZM218 170H220V169H218ZM224 170V169H223ZM12 171H10V173L12 172ZM17 171V170H16ZM46 171V170H45ZM48 171H49V169H48ZM48 171H46L45 173H47V175L46 176H48ZM54 171V170H53ZM52 171V172H53ZM63 172H64V170H62ZM83 171V170H82ZM101 171V170H100ZM208 171V170H207ZM222 173L224 172V171H222V170H220ZM243 171V170H242ZM262 172H263V170H261ZM9 172V171H8ZM43 172V171H42ZM90 172V171H89ZM210 172H211V170H210ZM209 172V173H210ZM215 171H213V173H214ZM30 173V172H29ZM31 173H33V172H31ZM41 173V172H40ZM44 173V172H43ZM67 173V172H66ZM69 173H70V171H69ZM84 173V172H83ZM85 173H88V172H85ZM92 173V172H91ZM100 173V172H99ZM136 173V172H135ZM205 173H207V172H205ZM240 173V172H239ZM12 174V173H11ZM35 174V175H36ZM49 174H50V176H51V172H49ZM94 174V173H93ZM95 174H97V173H95ZM148 174V173H147ZM219 174V173H218ZM244 174V175H245ZM263 174V173H262ZM8 175V174H7ZM31 175V174H30ZM39 175V174H38ZM53 175V174H52ZM70 175V174H69ZM82 175V174H81ZM88 175V174H87ZM100 175V174H99ZM139 174H137L136 176H138ZM141 175V174H140ZM195 175V174H194ZM205 175V174H204ZM215 174H213V176H214ZM249 175V176H250ZM12 176V175H11ZM15 176V175H14ZM32 176H34L33 174L31 175V177ZM70 176V177H71ZM85 176V175H84ZM96 176V175H95ZM98 176V175H97ZM97 176H96V178H97ZM101 176V175H100ZM221 176V175H220ZM28 177V176H27ZM26 177V178H27ZM36 177V176H35ZM40 177V176H39ZM69 177V178H70ZM92 177V176H91ZM215 177V176H214ZM6 178H8V176L6 177ZM12 178H13V186L12 187H9L10 188V190H11V188H12V190H15V191H17L19 188L21 189V188H23L24 190H30L31 192H34V193H38V199L40 198V200L42 201V199H41V197L39 196V194L41 195V196H44V198H47V197H45V196H50V198H51V196H53L54 195V193H55V190H54V188L55 189H57V187L56 186H54L55 185V183H57V182H54V181H51L50 180V182H48L49 180H47V182L48 183H51V182H54V185H53V183H51V185H52V187H51V185L49 186V185H47V187H45V188H43V189H38L37 187L35 188V187H33L31 184V180H29V178L30 177H28L27 179L25 178V181H27V180H29V182H27V183H22V181H20V180H22V178L21 179H19V181H20V183L21 184H19L18 183V181L15 179V177H13L12 176ZM12 178H10V179H8V180H11ZM18 178V177H17ZM43 178H44V176H43ZM75 178V180L76 179H78V178H76V177H74ZM82 178V177H81ZM81 178H80V180H81ZM93 179H95L94 177H92ZM101 178V179H102ZM207 176H206V178H205V176L203 177V179H202V182H201V187H203V186H205V185H207V184H211V185H220L221 183H222V180L221 179H219V178H217V177H215V179L213 180V181H211V182H209L208 180H207ZM222 178V177H221ZM258 178H259V175H258ZM35 179V178H34ZM49 179V178H48ZM63 179V178H62ZM61 179V180H62ZM87 179V178H86ZM92 179V180H93ZM99 179V178H98ZM249 179H252V178H249ZM257 179V178H256ZM263 179V178H262ZM54 180V179H53ZM69 180V179H68ZM70 180H71V178H70ZM91 180V179H90ZM96 180V179H95ZM100 180V179H99ZM255 180V179H254ZM34 181V180H33ZM55 181H57V180H55ZM66 180H65V178H64V181L62 182L63 184H61L60 185V181L58 180V183L57 184H59V186H61V188L63 187V185H64V187H68L67 186V184H68V182L66 181V184L64 183ZM72 181V180H71ZM76 181H78V183L76 182ZM75 182L77 183V185L75 184V182L73 183V184H71L69 187H71L72 185L74 186V187H76L77 188V191H82V188H81V186H83V183H79V180H76ZM94 181V180H93ZM101 181V180H100ZM100 181H98L99 183H102L101 185H103V187H101V188H98V187H95V188H91L90 190H89V193L87 192V194H89V196L87 197V198H85L86 200H84L85 202H86V204H88L87 205V207H89V209L91 210H89V211H87L88 209H86V212H88V214H90V216L92 217V219H94L93 220V222H95V220H99V218H101L102 216L101 215H105L106 213H107V211H106V213H103L104 212V210L102 211V209H100L99 207V205H100V203L102 202L103 203V201L104 200H107V199H111L113 196V194L115 193V191L117 190L118 191V189H116V190H111V189H109V188H106L107 187V185H104L103 184V182H100ZM128 181V180H127ZM130 181V180H129ZM135 181H137V182H135ZM258 181V180H257ZM8 182V184H9V186H10V183L9 182H11V181H7ZM35 182V181H34ZM83 182V181H82ZM70 183H72V182H70ZM96 183V182H95ZM94 183V184H95ZM123 183H125V182H123ZM85 184V183H84ZM90 184V183H89ZM97 184V183H96ZM108 184V183H107ZM235 184V183H234ZM8 186V185H7ZM7 186H5V189H6V187ZM53 186H54V188H53ZM88 186V185H87ZM114 186V185H113ZM135 186V185H134ZM262 186H263V184H262ZM2 187H4V186H2ZM1 187V188H2ZM74 187H73V189H74ZM89 187V186H88ZM115 187V186H114ZM219 187V186H218ZM234 187H235V185H234ZM237 187V186H236ZM72 188V187H71ZM84 188H86L85 186H84ZM110 188H112L111 186H110ZM117 188H118V186H117ZM259 188H260V186H259ZM66 188H64V189H62V191L64 192V190H65ZM80 189V190H79ZM230 189H231V187H230ZM264 189V188H263ZM263 189H262V191H263ZM33 190V191H32ZM36 192H35V191ZM76 190V189H75ZM124 190V191H125ZM256 190H257V188H256ZM9 191V190H8ZM7 191V193H6V195L5 194H3V196L2 197H0V201H5V200H9V199H11L10 197H8V196H10V194L9 195H7L9 192ZM15 191H13V193L15 194ZM29 191V192H30ZM57 191V190H56ZM66 191V190H65ZM124 191H123V193H124ZM126 191V192H127ZM165 191V190H164ZM246 191H248V190H246ZM251 191H253V190H251ZM255 191V190H254ZM258 191V190H257ZM261 191V190H260ZM262 191L260 192V193H262ZM67 192V191H66ZM91 192V193H90ZM129 192V191H128ZM127 192V193H128ZM144 192H145V190H144ZM232 192V191H231ZM17 193H18V191H17ZM25 193H28V192H26L25 191ZM60 193H62L61 192V190H60V192H58V193H55V196H56V194H59V196L57 195V198H61L60 197V195L62 196L64 193H62V194H60ZM119 193V192H118ZM122 193V194H123ZM133 193V192H132ZM234 193V192H233ZM235 193H236V191H235ZM246 193V192H245ZM1 194V193H0ZM20 194V193H19ZM21 194H24V192H23V190H22V192H21ZM67 194V193H66ZM66 194H64V195H66ZM86 194V195H87ZM112 194V195H111ZM116 194H117V192H116ZM133 194H135V193H133ZM229 194V193H228ZM238 194H240V192H238L236 195H238ZM246 194H248V192L246 193ZM30 195V194H29ZM126 195V194H125ZM138 195V194H137ZM164 195V194H163ZM240 195H242V193L240 194ZM248 195H250V194H248ZM252 195V194H251ZM255 195H256V193H255ZM13 196V195H12ZM32 196H33V193H32ZM31 196V197H32ZM127 196V195H126ZM129 196H131L132 197V199H131V197H129ZM129 196L128 197H125V196H121L122 198H124L125 197V199H121L120 197H118V198H114V199H116V200H118V201H120V202H117V208H118V206H119V208L123 211H125V208H126V206L128 205V207L130 206L129 204L131 203V204H133L132 202H133V200H135V199H137V198H135V199H133V196L129 193ZM227 196V195H226ZM239 196V195H238ZM237 196V197H238ZM260 196H262V194L260 195ZM14 197V196H13ZM29 197V196H28ZM34 197H35V195H34ZM67 197H68V195H67ZM66 197V198H67ZM136 197V196H135ZM162 197H165V196H162ZM217 197V196H216ZM221 197V196H220ZM232 197V196H231ZM252 197V196H251ZM256 197V196H255ZM26 198H27V196H26ZM36 198V199H37ZM55 198V197H54ZM62 198H63V196H62ZM140 198V197H139ZM218 198V197H217ZM239 198V197H238ZM257 198V197H256ZM64 199V198H63ZM62 199V200H63ZM68 200H69V198H67ZM83 199V198H82ZM82 199L80 200V201H82ZM158 199V200H157ZM156 200L157 201H159L160 200V203H161V206L163 205L164 206V204H166V203H169V201H172L171 199L168 201V199L166 198L165 199V201H164V203H162L161 202V199L158 197ZM219 199V198H218ZM222 198H220V200H221ZM240 199V198H239ZM244 199V198H243ZM253 199H255V198H253ZM40 200H38V202H40ZM57 200V199H56ZM138 200V199H137ZM150 201V202H154L155 204L157 203H159V202H155L154 200H153V198H151L150 200L147 198L146 199V201ZM168 202H167V201ZM230 200H232L231 198H230ZM252 200V199H251ZM259 199H257V201H258ZM263 200V199H262ZM32 201H34V205L33 206H37L36 207V214L38 215L39 214V216L41 217V215L44 213V212H42V209H41V205H42V203H43V201H42V203H41V205L39 204H37L36 203V201L37 200H34V199H32ZM107 201H109V200H107ZM142 201H144V200H142ZM163 201V200H162ZM192 201V203H194L193 202V200H191ZM219 201V200H218ZM245 201V200H244ZM24 202H25V199H24ZM23 202V203H24ZM26 202H27V200H26ZM60 202V201H59ZM166 202V203H165ZM187 202V201H186ZM213 202V201H212ZM227 202V201H226ZM252 202V201H251ZM253 202H255V201H253ZM259 202V201H258ZM262 202V201H261ZM62 204H64L63 203V201L61 202ZM66 203V202H65ZM69 203V202H68ZM81 203H83V201L81 202ZM152 203H150L151 205H152ZM153 203V204H154ZM172 203H173V201H172ZM214 203V202H213ZM3 204H5V203H3ZM6 204H8V203H6ZM37 204V205H36ZM67 204V203H66ZM135 204V203H134ZM133 204V205H134ZM136 204H138V202H136ZM145 204V203H144ZM147 204V203H146ZM215 204H216V202H215ZM23 205V204H22ZM25 205V204H24ZM24 205H23V208L25 209V207H24ZM27 206H28V204H26ZM46 205V204H45ZM78 205L80 206V204L78 203ZM91 206V208H93V211H92V209L90 208V206ZM132 205V206H133ZM140 205H141V203H140ZM140 205H139V207H140ZM159 205V204H158ZM184 205V204H183ZM185 205H187V204H185ZM190 205V204H189ZM189 205H187V206H189ZM233 206V205H235V204H230V206ZM238 205V204H237ZM250 205V204H249ZM252 205H253V203H252ZM260 205H262V203L260 204ZM56 206V205H55ZM62 206V205H61ZM67 205H65L63 208H65ZM70 206V205H69ZM77 206V205H76ZM82 206V205H81ZM172 206V205H171ZM196 206L197 205H195V208H196ZM216 206V205H215ZM214 206V207H215ZM219 206H221V208H220V210L219 211H222V209H224L225 207H224V205L222 206V205H219ZM31 207H32V205H31ZM45 207V206H44ZM48 207V206H47ZM54 207V206H53ZM73 207L75 208V206L73 205ZM134 207V206H133ZM165 207H167V206H165ZM169 207H170V205H169ZM186 207V206H185ZM200 207V206H199ZM234 207V206H233ZM239 207V206H238ZM243 207V206H242ZM247 207V206H246ZM249 207V206H248ZM251 207V206H250ZM22 208V209H23ZM33 208V207H32ZM43 208V207H42ZM67 208V207H66ZM86 208V207H85ZM103 208V207H102ZM118 208V209H119ZM135 208V207H134ZM168 208V207H167ZM179 208V207H178ZM190 208V207H189ZM203 207H201V209H202ZM230 208V207H229ZM235 208V207H234ZM17 209V208H16ZM27 209V208H26ZM52 209V208H51ZM55 209H56V207H55ZM53 210V211H57V210ZM68 210H72L71 208H67ZM78 209V208H77ZM80 209H81V207H80ZM80 209H78V211L77 212H73L70 216H69V222L70 223H74V221H76L78 218L80 219V221H81V223L80 224H82L83 223V221H82V219L84 218L85 219V216H84V214H83V212L82 211H80ZM127 209V208H126ZM152 209H153V207H152ZM159 209H161V208H159ZM163 209V208H162ZM186 209H188L187 207H186ZM207 209V208H206ZM205 209V210H206ZM214 209V208H213ZM236 209V208H235ZM43 210H46V208L44 209L43 208ZM67 210V211H68ZM84 210V209H83ZM140 210H141V208H140ZM155 209H153V211H154ZM191 210V209H190ZM199 210V209H198ZM248 210V209H247ZM246 210V211H247ZM252 210H254V209H252ZM2 211H3V209H2ZM22 211V210H21ZM28 211H29V209H28ZM33 210L31 209V212H32ZM47 211H48V209H47ZM46 211V212H47ZM122 211H121V213H122ZM200 211V210H199ZM207 211H208V209H207ZM211 211V210H210ZM216 211V210H215ZM239 211H240V209H239ZM238 211V212H239ZM250 211V210H249ZM255 211V210H254ZM41 212H42V214H41ZM80 212H82V213H80ZM139 211H137V212H135V213H138ZM152 212V211H151ZM183 212V211H182ZM193 212H195V211H193ZM192 212V213H193ZM196 212H198V211H196ZM201 212V211H200ZM26 213V212H25ZM54 213V212H53ZM52 213V214H53ZM110 213V212H109ZM157 213V212H156ZM155 213V214H156ZM184 213V212H183ZM202 213H204V212H202ZM211 213H212V211H211ZM231 213V215H232V212H230ZM236 213V212H235ZM246 213H248L249 214V212H246ZM260 213V212H259ZM263 213V212H262ZM1 214V213H0ZM7 214V213H6ZM32 214V213H31ZM41 214V215H40ZM47 216H50V215H48L47 213H45ZM87 214V215H88ZM117 214V213H116ZM154 214V213H153ZM213 214V213H212ZM219 214V213H218ZM225 214H226V212H225ZM251 214V213H250ZM249 214V215H250ZM29 215L30 214H28V217H29ZM86 215V214H85ZM103 215V216H104ZM177 215V214H176ZM175 215V216H176ZM186 215V214H185ZM203 215V214H202ZM227 215V214H226ZM235 215V214H234ZM239 215V214H238ZM261 215V214H260ZM2 216V215H1ZM25 216V215H24ZM38 216V217H39ZM101 216V217H100ZM105 216H109L108 214L107 215H105ZM104 216V217H105ZM116 216V215H115ZM137 216V215H136ZM139 216V215H138ZM149 215H147V221H148V218H149V220H150V222H149V225H150V228H155V226L157 227V228H159V226L161 225V224H159V221H161L160 220V214L159 215H157V216H155V217H148ZM162 216V215H161ZM199 216V215H198ZM207 216H209V215H207ZM211 216H213V215H211ZM219 216V215H218ZM220 216H222V214H220ZM253 216V215H252ZM52 217H54L53 218V221H51V222H53V223H56L55 222V220H59L57 217H55L54 216V214L52 215ZM88 217H89V215H88ZM87 217V218H88ZM91 217H89V219H91ZM140 217V216H139ZM146 217V216H145ZM178 217V216H177ZM185 217V216H184ZM192 215L191 214H189V213H187V215H186V218L185 219H181V221H179V223H181L180 225L183 227V225H184V227L185 226H187V224H191V222H193V220H192ZM206 217V216H205ZM225 216H223V218H224ZM249 217V216H248ZM260 216H258V218H259ZM262 217V216H261ZM42 218V217H41ZM47 218V217H46ZM55 218H57V219H55ZM82 218V219H81ZM107 218V217H106ZM110 218H111V216H110ZM135 218V217H134ZM162 218V217H161ZM196 218V217H195ZM206 218H209V217H206ZM211 218V217H210ZM230 218H232V217H230ZM237 218V217H236ZM245 218V217H244ZM37 219V218H36ZM79 219H78V221H79ZM104 219V218H103ZM129 219V218H128ZM168 219H169V217H168ZM202 219V218H201ZM240 219H241V217H240ZM254 219H256V216H255V218ZM260 219V218H259ZM262 219V218H261ZM1 220V219H0ZM40 220V219H39ZM48 220V219H47ZM164 219H162V222L164 223V221H163ZM170 220H171V217H170ZM174 220V219H173ZM197 220V219H196ZM203 220V219H202ZM237 220V219H236ZM30 221V220H29ZM40 221H43V220H40ZM39 221V222H40ZM50 221V220H49ZM67 221V220H66ZM77 221V222H78ZM104 221V220H103ZM224 221H225V219H224ZM227 221V220H226ZM232 221H234L233 219H232ZM241 221V220H240ZM254 221H256V220H254ZM45 222H47L46 221V219H45ZM68 222V223H69ZM100 222V221H99ZM144 220L142 219V217L138 220V221H128L127 222V224H126V227H125V230H126V228H128L127 227V225L128 226H131V227H133L134 229L135 228H137V229H140V227H144L143 225H144ZM166 222V221H165ZM258 222V221H257ZM35 222L33 221L32 223H31V225H29L30 226V228L29 229H27V230H25V231H23V230H21V231H23V232H25L26 233V231H27V233L28 232H32L33 234H34V232L36 231V225L34 224ZM41 224L43 223V222H40ZM49 223V222H48ZM96 223V222H95ZM124 223V222H123ZM146 224H147V222H145ZM176 223V222H175ZM178 223V224H179ZM205 223V222H204ZM216 223V222H215ZM215 223H214V225H215ZM219 223V222H218ZM225 223H227V222H225ZM237 223V222H236ZM244 223H245V221H244ZM247 223V222H246ZM28 224H29V222H28ZM92 224V223H91ZM100 224V223H99ZM159 224V226H157ZM199 224V223H198ZM198 224H196V226L198 225ZM231 224H233V223H231ZM241 225H242V223H240ZM253 224H254V222H253ZM259 224H262V223H259ZM258 224V225H259ZM23 225V224H22ZM59 225V224H58ZM84 224H82V226H83ZM97 225V224H96ZM112 225V224H111ZM149 225H147V226H149ZM162 225H164V224H162ZM166 225H167V223H166ZM202 225V224H201ZM207 225H208V221H207ZM218 225V224H217ZM224 225V224H223ZM239 225V224H238ZM255 225L257 226V224L255 223ZM263 225V224H262ZM5 226V225H4ZM40 226V225H39ZM41 226H43V225H41ZM80 226V225H79ZM81 226V227H82ZM87 226V225H86ZM92 226H94V223L92 224ZM101 225H99V226H97V227H100ZM146 226V225H145ZM172 226V225H171ZM175 226V225H174ZM191 226H192V224H191ZM219 226V225H218ZM225 226V225H224ZM228 225H226V227H227ZM231 226H234V225H231ZM235 226H237V225H235ZM235 226H234V228H235ZM247 226V225H246ZM249 226V225H248ZM44 227V226H43ZM46 227H48V226H45V228ZM57 227V226H56ZM80 227V228H81ZM109 227V226H108ZM193 227L195 228V226L193 225ZM210 227H211V224H210ZM229 227V226H228ZM238 227V226H237ZM23 228V227H22ZM49 228H51V227H49ZM58 228V227H57ZM87 228V227H86ZM101 228V227H100ZM113 228H115V227H113ZM133 228H128V229H133ZM157 228H155V229H157ZM163 228V227H162ZM170 228V227H169ZM175 227H173V229H174ZM197 228V227H196ZM218 228H220V227H218ZM259 228V227H258ZM0 229H2V228H0ZM48 231H49V229L48 228H46ZM46 229H44V230H46ZM83 229H85V227H83L82 229H80L82 232L84 231ZM172 229V230H173ZM179 229V228H178ZM190 229V228H189ZM193 229V228H192ZM225 229V228H224ZM223 229V230H224ZM229 229H230V227H229ZM236 230H237V228H235ZM244 229V228H243ZM263 229V228H262ZM4 230H6V228H4ZM52 230H54V229H52ZM58 230V229H57ZM56 230V231H57ZM94 230V229H93ZM109 230V229H108ZM108 230H106L107 232H106V234H108V233H110V232H108ZM112 230H114V229H111L110 231L111 232H113ZM117 230V229H116ZM163 230H166L165 228L163 229ZM180 230V229H179ZM191 230V229H190ZM203 230H205V229H203ZM214 230V229H213ZM221 230V229H220ZM231 230V229H230ZM239 230V229H238ZM246 230H247V228H246ZM250 230V229H249ZM264 230V229H263ZM55 231V230H54ZM90 232H92L93 233V231L92 230H89ZM95 232H96V227H95V230H94ZM157 231H158V229H157ZM169 231V230H168ZM188 231V230H187ZM198 231V230H197ZM196 231V232H197ZM200 231V230H199ZM206 231V230H205ZM210 231V230H209ZM208 231V229H207V232H209ZM222 231V230H221ZM244 231V230H243ZM253 231H255V230H253ZM5 232V231H4ZM39 232H41V231H39ZM86 232V231H85ZM84 232V233H85ZM87 232H88V228H87ZM116 232H118V230L116 231ZM120 232V231H119ZM127 232V231H126ZM135 232V231H134ZM144 232V231H143ZM186 232V231H185ZM194 233V230L192 231L191 230V232L190 233ZM215 232V231H214ZM250 232V231H249ZM52 233V231H50V234ZM54 234H55V236L56 237H54V235L53 236H51L50 235V238L51 239H49V243L48 244H50L51 245V249L53 248L52 246H53V244H54V248H53V251H55L54 249L57 247V248H59L60 246L62 247V246H64L63 244L64 243H62L61 244V240H63L59 235H57L56 234V232H53ZM83 233V234H84ZM99 233H100V231H99ZM161 233H162V231H161ZM184 233V232H183ZM187 233V232H186ZM185 233V234H186ZM200 232H198V234H199ZM216 233V232H215ZM214 233V234H215ZM235 233V232H234ZM233 233V234H234ZM248 233V232H247ZM7 232L5 233V238H6V236H7ZM20 234V233H19ZM82 234V235H83ZM94 234V233H93ZM114 234V233H113ZM120 234V233H119ZM130 234V233H129ZM139 234V233H138ZM143 234H145V233H143ZM150 234V233H149ZM184 234V235H185ZM212 234V233H211ZM228 234V233H227ZM238 234H241V233H238ZM25 234L23 233V236H24ZM100 235V234H99ZM122 235V234H121ZM130 235H132V234H130ZM130 235H128V236H130ZM193 235V234H192ZM213 235V234H212ZM212 235H210L211 237H213ZM232 235V234H231ZM252 235H254V234H252ZM256 236H258V234H257V232H256V234H255ZM259 235H260V232H259ZM262 235V234H261ZM2 236V235H1ZM14 236V235H13ZM18 236V235H17ZM21 236V235H20ZM48 236H49V234H48ZM89 236V235H88ZM112 236V235H111ZM111 236H110V238H111ZM114 236V235H113ZM120 236V235H119ZM133 236V235H132ZM152 236H154V235H152ZM164 236H165V234H164ZM168 236V235H167ZM170 236H173V235H170ZM186 236V235H185ZM188 236V235H187ZM203 236V235H202ZM230 236V235H229ZM241 236V235H240ZM264 236V235H263ZM262 236V237H263ZM9 237V236H8ZM8 237L6 238V239H8ZM32 237H33V235H32ZM40 238H42V234H40V236H39ZM86 237H87V235H86ZM115 237V236H114ZM131 237V236H130ZM155 237V236H154ZM195 237H197L196 235H195ZM205 237V236H204ZM203 237V238H204ZM207 237V236H206ZM226 237V236H225ZM228 237V236H227ZM239 237V236H238ZM247 237H249L248 235H247ZM22 238V237H21ZM31 238V237H30ZM83 238V237H82ZM133 238V237H132ZM132 238H130V239H132ZM143 238H145V236L143 237ZM153 238V237H152ZM167 238V237H166ZM193 238V237H192ZM202 238V239H203ZM213 238H215V237H213ZM236 238V237H235ZM242 238V237H241ZM246 238V237H245ZM251 238V237H250ZM259 238V237H258ZM12 238L10 237V239L8 240L10 243L9 244H11V240ZM19 239V238H18ZM25 239H26V237H25ZM86 239V238H85ZM88 239V238H87ZM86 239V240H87ZM121 239H122V237H121ZM159 238L157 237V240H158ZM223 239H224V237H223ZM3 240V239H2ZM29 241V239H26L25 241ZM42 240V239H41ZM65 240H67L66 238H65ZM89 240V239H88ZM88 240H87V242H88ZM109 241L111 240V239H108ZM115 240H116V238H115ZM137 240V239H136ZM135 240V243L136 242H138V241H136ZM156 240V239H155ZM173 240V239H172ZM181 240V239H180ZM186 240H188V239H186ZM189 240H190V238H189ZM199 240H200V237H199ZM204 240V239H203ZM202 240V241H203ZM210 240V239H209ZM226 240V239H225ZM234 240V239H233ZM249 240V239H248ZM258 240H260V238L258 239ZM112 241H114V240H112ZM144 241H147V239L146 240H144ZM150 241V240H149ZM164 241V240H163ZM166 241H167V239H166ZM191 241V240H190ZM229 241V240H228ZM247 240H245V242H246ZM251 241V240H250ZM250 241H248V242H250ZM260 241H262L263 242V240H260ZM3 242V241H2ZM1 242V243H2ZM13 242V241H12ZM18 242H21L20 240H18ZM68 242V241H67ZM72 242V241H71ZM87 242H85L84 244H87ZM122 242V241H121ZM162 242V241H161ZM169 242H170V240H169ZM176 242V241H175ZM200 242V241H199ZM207 242L208 243H210V241H208L207 240ZM229 242H232L231 241V238H230V241ZM14 243V242H13ZM73 243V242H72ZM81 243V242H80ZM104 243H106L105 241H104ZM117 243V242H116ZM122 243H124V242H122ZM127 243H128V241H127ZM160 243V242H159ZM181 243V242H180ZM185 243V242H184ZM183 243V244H184ZM193 243V242H192ZM195 243H197V242H195ZM203 243H205L206 244V242L204 241ZM207 243V244H208ZM221 243H223V242H221ZM242 243H244V242H242ZM253 243V242H252ZM20 244V243H19ZM111 244H112V242H111ZM115 244V243H114ZM129 244V243H128ZM134 244V243H133ZM139 244V243H138ZM141 244V243H140ZM173 244V243H172ZM171 244V245H172ZM191 244V243H190ZM225 244V243H224ZM232 244H234V243H232ZM235 244H237V243H235ZM245 244V243H244ZM243 244V245H244ZM247 244V243H246ZM255 244H257V242L255 243ZM1 245V244H0ZM6 245V244H5ZM13 245H15V244H12V246ZM20 245H22V243L20 244ZM41 246H43V250H42V252L40 253V254H38V256L40 255V260H41V262H42V260H43V263L44 264H50V262H51V259H52V255H51V253H50V251L48 250V249H46V248H44V245H43V243L42 244H40ZM100 245H102L101 243H100ZM104 245V244H103ZM108 245V244H107ZM118 245V244H117ZM135 245V244H134ZM162 245H164V244H162ZM180 245V244H179ZM197 245H199V243L197 244ZM210 245V244H209ZM216 245V244H215ZM226 245H227V243H226ZM238 245V244H237ZM237 245H236V247H237ZM18 246V245H17ZM74 246V245H73ZM73 246H72V248H73ZM85 246V245H84ZM106 246V244L104 245V247ZM115 247H116V245H114ZM158 246V245H157ZM164 246H166V245H164ZM177 246V245H176ZM183 246V245H182ZM213 246V245H212ZM246 246V245H245ZM252 247H253V245H251ZM258 246V245H257ZM14 247V246H13ZM23 247V246H22ZM26 247V246H25ZM36 247V246H35ZM64 247H66V246H64ZM98 247H99V244H98ZM112 246H110V248H111ZM123 247V246H122ZM155 247V246H154ZM168 247V246H167ZM187 247V246H186ZM194 247V246H193ZM196 247V246H195ZM204 247H205V245H204ZM220 247H221V245H220ZM235 247V248H236ZM249 247V246H248ZM261 246H259V248H260ZM5 248V247H4ZM15 248H17V247H15ZM19 248L21 249V246H19ZM56 248V249H57ZM75 248V247H74ZM74 248H73V250H74ZM79 248V250L81 249L80 247H78ZM129 248V247H128ZM161 248V247H160ZM163 248V247H162ZM170 248V247H169ZM172 248H174V246H172ZM190 248H192V247H190ZM189 248V249H190ZM210 248V247H209ZM213 248H215V247H213ZM218 248H219V244H218ZM258 248V249H259ZM6 249V248H5ZM37 249V248H36ZM118 249V248H117ZM124 249V248H123ZM133 249V248H132ZM165 249V248H164ZM187 249V248H186ZM220 249H222V248H220ZM245 249V248H244ZM253 249V248H252ZM255 249H257L256 247H255ZM82 250V249H81ZM89 250H90V246H89ZM89 250H88V246H87V248H85L84 249V251H83V254L85 255V254H88V252H89ZM95 250H96V248H95ZM94 250V251H95ZM103 250V249H102ZM107 250V249H106ZM105 250V251H106ZM125 250H126V248H125ZM134 250V249H133ZM159 250V249H158ZM167 250V249H166ZM188 250V249H187ZM200 250V249H199ZM198 250V251H199ZM224 250V249H223ZM231 250V249H230ZM233 250V249H232ZM239 250V249H238ZM243 250V249H242ZM0 251H2V250H0ZM13 251V249L11 250H8V248H7V250L5 251V252H3V253H11ZM24 251H26V249H24ZM40 251V250H39ZM39 251H37V252H39ZM52 251V252H53ZM62 251H65V249L64 250H62ZM91 251V250H90ZM108 251H110V250H107V252ZM114 251V250H113ZM118 251V250H117ZM147 251H150V250H147ZM161 251V250H160ZM172 252H173V250H171ZM192 251H193V249H192ZM218 251V250H217ZM222 251V250H221ZM241 251V250H240ZM239 251V252H240ZM246 251V250H245ZM21 251L20 250H16V249H14V253H16L15 255L14 254H12V256L14 255V256H16L17 257V264H19V261L22 259L21 257H25L24 255H26V254H23V256H22V253H20ZM71 253L73 252V251H70ZM75 252V251H74ZM98 252V251H97ZM115 252V251H114ZM159 252V251H158ZM171 252V253H172ZM175 252H176V249H175ZM181 252V251H180ZM190 252V251H189ZM204 252H206V251H204ZM209 252V251H208ZM213 252V251H212ZM216 252V251H215ZM243 252V251H242ZM251 252V251H250ZM263 252V251H262ZM13 253V252H12ZM28 253V252H27ZM54 253H56V251L54 252ZM65 254H66V252H64ZM63 253V254H64ZM102 253V252H101ZM100 253V254H101ZM135 253V252H134ZM154 253H156V252H154ZM170 253V254H171ZM178 253V252H177ZM176 253V254H177ZM194 254H195V252H193ZM211 253V252H210ZM219 253H220V251H219ZM231 253V252H230ZM235 253V252H234ZM238 253V252H237ZM241 253V252H240ZM0 254H2V252L0 253ZM30 254L32 255V253L30 252ZM57 254H61V253H59V251H58V253ZM68 254V253H67ZM73 254V253H72ZM76 255L78 254V253H75ZM91 254V253H90ZM114 254V253H113ZM119 254H120V252H119ZM153 254V253H152ZM159 254H162V252L160 253L159 252ZM190 254V253H189ZM204 254V253H203ZM223 254V253H222ZM253 254V253H252ZM256 254V253H255ZM254 254V255H255ZM93 255V254H92ZM112 255V254H111ZM117 256H118V254H116ZM122 255V254H121ZM121 255H119V256H121ZM124 255V254H123ZM125 255H126V253H125ZM139 255V254H138ZM151 255V254H150ZM156 255V254H155ZM164 255H165V253H164ZM180 255V254H179ZM182 255V254H181ZM184 255H185V253H184ZM187 255H188V253H187ZM199 255V254H198ZM220 255V254H219ZM234 255V254H233ZM237 255V254H236ZM246 255V257H248L249 255L246 253L245 254ZM253 255V256H254ZM263 255H264V252H263ZM6 256V255H5ZM13 256V257H14ZM27 256V255H26ZM79 256V255H78ZM86 256H88V255H86ZM101 256V255H100ZM105 256H107V255H105ZM104 256V257H105ZM115 256V255H114ZM132 256V255H131ZM137 256V255H136ZM140 256V255H139ZM163 256V255H162ZM170 256V255H169ZM255 256H257V255H255ZM15 257V258H16ZM54 257V256H53ZM64 257L65 258H68V257H66L65 255H64ZM72 257V256H71ZM126 257V256H125ZM133 257V256H132ZM151 257V256H150ZM157 257V256H156ZM159 257H160V255H159ZM178 257V256H177ZM198 257V256H197ZM209 257V256H208ZM211 257V256H210ZM214 257V256H213ZM212 257V258H213ZM228 257H229V254H228ZM231 257V256H230ZM238 257L239 256H237V259H238ZM252 257V256H251ZM8 258V257H7ZM26 258V257H25ZM42 258V259H41ZM57 258V257H56ZM96 258V257H95ZM119 258V257H118ZM135 258V257H134ZM138 258V257H137ZM142 258V257H141ZM144 258H146V257H144ZM201 258V257H200ZM211 258V259H212ZM232 258V257H231ZM235 258V257H234ZM233 258V259H234ZM240 258V257H239ZM254 258H256V259H258V261H259V258L258 257H254ZM1 259V258H0ZM5 259V258H4ZM58 259V258H57ZM76 259H77V257H76ZM83 259V258H82ZM86 259V258H85ZM139 260H140V258H138ZM137 259V260H138ZM173 259V258H172ZM197 259V258H196ZM201 259H203V258H201ZM208 259V258H207ZM223 259V258H222ZM221 259V260H222ZM227 259V258H226ZM6 260V259H5ZM19 260V261H18ZM28 260V259H27ZM53 260V259H52ZM60 260H61V258H60ZM59 260V261H60ZM69 260V259H68ZM95 260V259H94ZM100 260V259H99ZM101 260H102V257H101ZM119 260H120V258H119ZM122 260V259H121ZM131 260V259H130ZM161 260H162V258H161ZM163 260H165V259H163ZM174 260V259H173ZM188 260V259H187ZM190 260V259H189ZM189 260H188V262H189ZM205 260V259H204ZM216 260V259H215ZM230 260V259H229ZM261 260V259H260ZM30 261H31V259H30ZM67 261V260H66ZM74 261V260H73ZM86 261V260H85ZM96 261V260H95ZM103 261V260H102ZM108 261V260H107ZM150 261H152V260H150ZM156 261H159V259H157ZM181 261H182V259H181ZM224 260H222V262H223ZM231 261V260H230ZM8 262V261H7ZM48 262V263H47ZM70 262V261H69ZM88 262V261H87ZM109 262V261H108ZM133 262H134V260H133ZM149 262V261H148ZM160 262V261H159ZM179 262V261H178ZM207 262V261H206ZM213 262V261H212ZM234 262V261H233ZM251 262V261H250ZM10 263V262H9ZM23 263V262H22ZM32 263H34L33 261H32ZM58 263V262H57ZM64 263H66L65 261H64ZM98 262H96V264H97ZM115 263V262H114ZM113 263V264H114ZM126 263V262H125ZM141 263V262H140ZM147 263V262H146ZM162 263H164V262H162ZM176 263V262H175ZM180 263V262H179ZM191 264H192V262H190ZM214 263V262H213ZM217 263V262H216ZM226 263H228V262H226ZM231 263V262H230ZM243 263V262H242ZM248 263V262H247ZM258 263V262H257ZM262 263V262H261ZM260 263V264H261ZM60 264V263H59ZM61 264H63V263H61ZM77 264H79L78 262H77ZM84 264H85V262H84ZM93 264V263H92ZM102 264V263H101ZM111 264V263H110ZM131 264V263H130ZM145 264V263H144ZM148 264V263H147ZM152 264H153V262H152ZM155 264H157V263H155ZM165 264H167V263H165ZM185 264V263H184ZM187 264V263H186ZM189 264V263H188ZM193 264H194V262H193ZM204 264V263H203ZM220 264H221V262H220ZM229 264V263H228ZM235 264V263H234Z\"/></svg>",
  "mask_w": 264,
  "mask_h": 264
}]
</instances>
